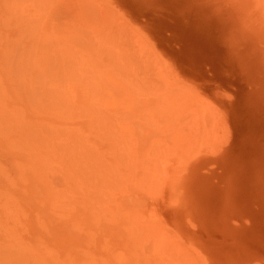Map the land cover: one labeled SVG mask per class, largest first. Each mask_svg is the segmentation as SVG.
<instances>
[{
    "label": "rangeland",
    "instance_id": "obj_1",
    "mask_svg": "<svg viewBox=\"0 0 264 264\" xmlns=\"http://www.w3.org/2000/svg\"><path fill=\"white\" fill-rule=\"evenodd\" d=\"M7 1L8 3L10 2V0H6L4 2L3 0H0V16H3V17H0V20L2 18L0 22V82L2 85V86L0 85L1 87L0 99L3 98L1 97V95L3 96L4 93L6 94V97L8 98L7 99L5 97L3 98V100H0V125L2 124L3 126V127L2 126L0 127H2L3 129L11 128L10 130L12 131L10 132V130L8 131L5 129L4 130L5 132H4L2 128L0 129L1 131H3V132L0 131V224L2 225V227L1 225L0 227L3 228V229L0 228V264H4V263L5 264H20V263L21 264L23 263L37 264L39 263V261L41 264H56V263L57 264H162V263L163 264H208L207 262L210 263L211 261H215V260L225 262L228 264H264V20H262L264 19V2L263 3L258 2L261 0H107V2L106 0H102L104 3H106V4H103L100 1L104 6L105 5L107 6L108 4L109 6L114 7L113 9L117 8L119 11L117 9L115 10L116 15L118 14L119 16L122 15V18L125 15L127 16V17L125 16L126 18L124 17L123 21H121L122 20L121 17L118 16L119 17V20H118L117 16H115V13L112 14V9H111V13L106 12L105 9L103 8L100 9L101 8L100 6L102 4L100 6L98 5V7H100L98 9L96 7L98 1H95L96 5L94 6V3H93L94 1L92 3H89L92 0L91 1L89 0V2H87V0L86 1L76 0V2L75 1L72 2V0H44V1L29 0L27 1V3H24L21 1L22 3H24V6H21L23 4L18 5L20 3L19 0H14L15 3H13V1L11 0L14 7H17L14 17L15 18L18 17L16 15L17 13L21 14V16L23 14L22 18L24 19V21H27V17H28L29 18L28 21L32 25L28 24V21L27 23L22 21L23 23L21 22V24L23 25L28 24L27 26L30 25V27H33L34 24H37L39 25V27L43 29V31L45 32L44 34L41 28L39 29L36 28L38 27L36 25H34V27L37 29L36 32H35L34 27L29 29L26 25L23 28L26 30H23L21 28V30H23L24 32L16 30V28H13L15 21H12V19L14 20L16 19L13 17V14H14L13 11H11L12 13L10 14H9V11H6L8 10V7H9L8 5L11 4V3L9 4L7 3L8 4L7 5L6 4ZM44 2L46 3L44 4ZM41 3L44 4V6L47 4L46 6L47 7L49 6V8L45 6V10H44L43 9L44 6ZM79 5L82 6L81 7L82 9L79 8ZM109 6H107L106 8H108ZM22 7H23V10H22ZM40 7H42V10H40ZM80 10H83V11H80ZM1 11H2V14L4 13L5 15L8 14L6 16L9 17L11 20L9 18H6V20H4L6 16L2 15ZM49 11H52V12H49ZM81 12L82 13L84 12L83 13L84 15L81 14ZM249 12H252V13H249ZM24 13H25V16H24ZM43 13H45L44 21H42L44 19L42 17ZM78 13L81 14L82 16H80ZM85 13L86 14L89 13L91 15L93 14L92 17L95 19V21L98 20V22H96L97 24L95 23L96 24L95 25L94 24L95 21L93 20L89 22V19H92V18L90 17V15H86ZM70 14L72 15L74 14L75 16L74 15L72 16ZM10 15L12 16V18ZM40 15L42 19H40ZM21 16H19L18 18H21ZM83 16H85V18ZM65 17H67L68 20ZM81 17H83V20L85 21L87 20V22L83 20L80 21ZM38 19H40L43 23H46V24H43ZM104 19H107L106 21H108L110 25L107 24ZM126 19H128L127 21H130L131 24L130 22L128 23L125 22ZM72 20L76 24L72 22ZM4 21L7 22V24ZM38 21L41 22L42 26H40V22L38 23ZM105 23L107 26L108 25L109 26L107 27ZM126 23L129 24L128 26L132 30L127 27H126L127 29L123 27L124 26L123 24H126ZM21 24H20V27L21 26L23 27V25ZM73 24L77 25L78 28L75 26L77 28V32L75 30L76 28L74 29L75 31L73 30ZM89 24L90 25L93 24V25L90 26ZM132 24H133V27L131 26ZM8 25L9 26L12 25V28H9ZM103 25L105 27H102ZM135 25H138L139 27ZM242 25L245 28H243ZM54 26H57V27L55 28ZM100 26H101V29H100ZM134 26L137 29L140 28L142 30L141 31L139 29L142 32V33L139 32V36H141L140 34H142L143 36L146 34L147 37H145V40H144V42L147 43L146 45H150L149 42L151 41L153 45H150V46L153 48H151L150 50H152V52L157 50L155 52L157 53L160 52L159 54H162L163 55L162 57L165 60L164 59L157 60L156 58H153L151 55L155 56V54L157 53L151 54L149 48H147L148 46L146 47V45H144V48L142 47L143 50L142 48L140 49L138 48L141 46L138 43H140V41H143V39L140 40L139 42L135 40V38H137V35H138L137 31L139 30H137ZM109 27L111 30L109 29ZM105 28L107 30H105ZM115 28L118 30V32L115 31L116 30ZM118 28L119 29L124 28L123 30L125 32L123 30L122 31L119 30ZM78 29L79 30L86 29V30L84 32L82 30L78 31ZM112 29H115V30L112 31ZM96 30L97 32L94 33V31ZM99 30H101L102 32L101 31L99 32ZM39 31H42L43 34L40 33ZM59 31L61 32L59 33ZM107 31L109 34H107ZM119 31H121V33H125L126 36H122L125 34L119 35L121 34L119 33ZM133 31L136 33V34L134 33L136 37L132 36ZM28 32H30L29 35H28ZM32 32H34L33 36H35L34 41L37 42L38 40L37 44L39 46H41L40 42L44 40V48L46 51L41 50V47H39L37 44H35L37 46V48L36 46L35 48L36 49L39 48V50L35 51L33 44H31L34 42L33 36L31 35ZM111 32H113V36ZM116 33H118L116 37L118 36H122V37L120 38L118 37L119 40L118 38L115 37L116 38L115 40H118V42L115 41L117 42L114 46L115 48H112L111 46L112 44L109 45V43L111 42L114 43L112 39L114 38L115 36L114 34ZM18 34H20V36H18ZM21 34L22 35L25 34L26 36L23 35L22 37ZM35 34H37V37ZM6 36L8 39L9 37L11 39L12 37H14L13 40H15V37H18V40L21 39L19 37H22V40H20L22 44L25 42L28 45L31 44L33 47L32 50L34 51V53L36 52L37 54L34 55V53L31 54L30 52H28L30 50L25 47V46L28 47L26 43H25L26 45L21 46V49H22L21 50L19 48L21 43L19 41L18 43H16L17 41L15 40L16 42L13 41L12 43V40L11 39L8 40ZM130 36L135 37V38L131 40L132 37L130 38ZM29 37H32V39ZM2 38H6L7 41L5 39L4 41H2ZM82 38L84 41L82 40ZM148 38L150 39L149 41H148ZM94 39H96V42H98L100 45H95ZM120 39L123 41H121ZM60 40L61 42L59 43ZM104 40L109 42L107 44L108 47H106L105 45L106 43L104 42ZM63 42H65L64 45L67 44L66 47L64 45L60 47V45L63 44ZM136 43H137V46H134L136 45ZM14 44L19 45V46L18 45L16 46L20 49L21 53L23 51V54L19 53L20 51L16 52L17 54L14 52H12L13 54H9L11 53L10 51H12L11 46ZM16 46H15L16 48L15 51L18 50ZM50 46L53 48H51ZM127 46H129L130 48ZM23 47L24 49L26 48L25 50L26 53H24ZM56 47H58L57 51L60 50L59 52L55 51ZM125 47H127L126 48L127 51L126 49H124ZM118 48L120 49V51ZM135 50L136 52L139 51L140 53L138 52L135 54L134 53ZM40 51H42L45 54V56ZM67 51H71V53L70 52L69 53L71 54L72 57L68 56L69 54H67L68 53ZM47 52H48L49 57H51L52 52L54 53L51 59L46 57ZM61 52L63 54H59ZM72 52L76 55V57L72 55L73 54ZM121 52H126V53H123L124 56H129L130 54H132V56L130 55L132 58L130 56L127 58L124 56H120L122 55ZM165 52L168 55L164 54ZM29 53L31 54V56H29L30 55ZM40 53H42L41 55H43L44 57V62H47L49 60L52 61L51 63L52 65L50 64V62H47L48 64L45 65L47 66V68L50 66H55V67H58L61 65L65 66L67 64H69L70 66L72 64V62L70 61H73L75 59V62L73 61V64L78 61H81V60L82 61L79 62V66L77 63L75 65L72 64L74 66L73 69L77 70L78 68L79 69L81 68L80 70H82L83 68L84 70V68L87 67V66L84 67V64H86L85 62L86 60L87 64L90 62V66L92 65L93 68L96 70H94L92 66L90 67L88 65L87 70H86L88 75L86 74V71L85 73L82 72L86 75L80 74L82 75L80 78L82 79L84 77H87V76L88 77L82 79L83 81H81V79L78 78L79 76L78 73H81V71L78 69L79 72L78 73L75 72V74L76 75L78 74V76L76 75L73 76V79L72 77H70L71 78V81H70L68 80L70 79L69 76H72V73L74 75V70L70 68L71 66L69 67V69L72 70L73 72L69 70L71 73L69 74V76L66 75L69 73V71H67L68 68H66L68 65L65 67L61 66L62 68L60 67L61 70L65 69V72H67L66 74L64 72L63 75H61L63 71H61L60 73L59 69H55V67L54 68L51 67L49 69H52V72L54 70V72H57V73L55 75L54 73L48 71V76L50 77H47L46 76L47 73L44 72L45 73L44 76H46L47 78L46 79L44 76H41L43 75V70L45 69V68L43 69V67L45 66H42V64L38 63V58L41 56ZM137 54H139L140 56ZM54 56L57 58L58 56L59 57L63 56L65 59H66L65 56H67V58L69 57V59L71 58L73 60L68 61L69 59L68 60L66 59L68 63L65 62V64L62 63L61 65H59L60 62H62L64 58L62 57V60L58 62L56 61L57 58H55ZM107 56H111V57L107 58ZM77 57L81 60H79ZM102 57L104 59L107 58V60L105 59L103 61ZM114 57H118V60L115 59ZM120 57L126 58L122 60H123V64H126L127 66L121 64V67L124 66L122 69L121 67H119L120 64H118L119 61L120 63H122ZM158 57L162 58L160 55ZM53 58H55L54 61L58 63L57 64L58 66H56V63L52 60ZM100 58L102 60H100ZM130 58H131V62L129 61ZM31 59H34V62H32L33 60L31 61ZM133 59H137L139 61L142 60L144 62L142 61L141 62L144 64H142L141 62L138 63L137 60H133ZM39 60L43 61V59L41 58ZM155 60L157 61V63H154ZM162 60H164V62ZM42 61L41 63H43ZM126 61H129L128 63L130 65H133L134 71L136 70L135 75L133 71V76H136V73L138 71L137 73L138 78L136 82H141L140 84H143L147 81L151 86H146L148 84H143L144 86L140 84L139 85L142 86L143 88H146L147 90L145 89V91H149L150 87L154 88V89H151L152 92L150 91L149 93H146L144 90H141V89L139 90L140 86L136 84L134 80L131 81L130 79H127L129 80L128 82L131 81V83L134 81L132 84L129 83L128 85H130L134 89L135 87L136 88L139 87L138 89H135L136 90L135 91L133 90V88L129 89V86L127 85L129 91L130 90L134 91V92L130 91L133 94L132 95L131 93L126 92L127 87L124 89L123 84L124 83L125 85L127 84L126 79H125L126 81H124V83L121 84L122 86H120V81L116 82V80H120L121 77L123 78V79L121 78V80H124V76L125 78H127L126 74L128 75L129 72H132V71H128V68L129 69L131 68V70H133L132 66L126 63ZM136 61L137 63H135ZM10 62H12V64L17 63V66L16 65L13 66L14 64L11 65ZM160 62H162L161 63L162 67L159 65ZM107 63H108V66H107ZM115 63H117L119 66ZM164 63L168 65L170 64L168 67H172L169 70L170 72L169 74L167 73L168 71L164 73L163 72L164 70H162L163 67L166 68ZM139 64H142V65H139ZM18 65L19 66L22 65V66L18 67ZM76 65L78 66V68L76 67ZM173 65H175L181 70V74H179V76H177V73L175 70H172V69H175V66L173 68ZM137 66L142 67V68H139L141 72L137 70L138 69ZM158 66H160V68L156 69V67ZM183 66L188 67V68H184ZM116 67H118L119 69L118 68L116 69ZM144 67L147 70V72L144 69ZM26 68L27 70H29L28 73L30 74L26 73L25 75V70L23 69H26ZM89 69L93 70L94 71L93 74H96L99 77L98 78L95 75L96 78L99 80V82L98 81L95 82L94 80L95 78L92 79L93 74L90 75V73L88 72ZM107 69L109 70V72ZM8 70H11V71L9 72ZM110 70H113L112 74L110 73L111 72ZM115 70H117L116 71L117 73L114 72ZM159 71L163 72L165 77L168 74V76L165 78L166 80L167 79H172V80L179 79L178 83L177 81L175 82L174 80H173V83L179 84L181 82L180 83L181 85L175 86L174 84H170L174 88L176 87L175 88L176 90H175V89H171L172 88L171 86V88L169 89L170 91L173 90L172 92L174 91L176 92L178 90L176 93H174L175 95L172 94L170 96L169 94L171 92L169 93L168 92L169 90H167L168 88L167 85L169 86L168 83H171L172 81L169 82V80L166 81L164 80V78H161L160 74L162 77H164V75ZM178 71L179 70L177 69V72ZM12 72L14 75L12 74ZM19 72L21 73V75L19 74ZM7 73H10V75ZM49 73L52 74V76ZM115 73H116V76H120V75L122 76L118 79V77L114 76ZM139 73L140 75H138ZM154 73L155 75L159 76V79L162 80V81L157 80L158 77L156 76V80L162 83L164 90L161 89L162 87L160 86V82L159 84H157L158 82L155 81V79H151V80L149 79L150 77L154 78V75H153ZM183 73L186 74L187 76L184 75ZM130 74L131 73H129V78H131ZM148 74L150 75L149 78L145 76ZM53 75L57 77L55 78L53 77ZM66 76L68 78L67 79L68 83L64 81V79H66L64 77ZM113 76L116 78L114 79ZM172 76H174V78H171ZM74 77H75V80L77 77L78 78L77 81L79 82L74 81ZM90 77L91 79L88 80V78ZM136 77L133 79L136 80ZM14 78H16V80ZM112 78L115 81H113ZM139 78L143 79V81L144 80L146 81L142 82V80H140ZM12 79L15 81H13ZM33 79L36 80L37 83H39L38 86H40L39 88L38 87L36 88L37 90L34 89L35 93L36 91L40 92L41 87H44L45 89H42V91L45 92L46 90L47 91L49 90V91H53V93H55L56 96L60 95L59 97H56L54 96L55 95L54 94L53 97L52 96L49 97L50 94H53L52 92L46 91V93L49 96L47 94L43 95L40 92V94L43 95L44 97L47 95L46 97L48 98H46V101L50 102V100L53 99L52 101L53 104L51 102L52 105H56V103L57 102L59 103L60 100L61 101L66 100V99L70 100V98L75 94V96H73L74 98L72 97L74 99L73 102L76 100L77 103L79 104V101H80V104L82 103L84 105V106L82 105L83 107H81L84 109L80 110L82 111L81 113L83 115L82 114L78 115L80 114L79 113L80 111L77 108L78 106L77 107L75 106L76 105L75 103H74L75 105L69 104V101L67 102L66 100V102L68 103L66 111L69 114V116H67L69 120H67L68 118L58 117V115L61 114L59 113L60 108L59 109L57 108V110H59L58 111L59 114L56 115L55 113V115L59 119L58 118L53 119L54 118L53 112H56V111H52L53 116L51 118L50 115L48 114L50 112L46 114L47 111H45L46 108L47 109L49 108L50 110H52L51 108H53L51 104H49L51 105V108L48 107L49 102L46 104L44 103L45 105H43V103L41 104L39 103L41 106L36 105L40 101V97L36 98L37 93L35 94V96L33 95L34 90L31 88H33L34 86H37V83L34 82ZM86 79L89 81L87 83H90V81L94 80L91 83L92 85L91 84L88 85L86 83ZM182 79L188 80L187 81L188 84H190L193 87L195 86L194 88L198 91V93L194 89H190L193 87H189L188 85H187L188 86L187 89L185 90H188V89L194 90V92L192 91L194 93V97H196L200 93L199 100L197 97L195 98L198 101L197 100L194 101V98L192 101L191 97L193 96L188 97V95L190 96V94L192 95L193 93L190 90L185 92L184 88H186L185 87L186 85L184 86L185 83H183L184 81ZM27 80H29L30 82ZM59 80H61V84L59 83L60 82ZM20 81L29 82L31 83V86H33L34 84L35 85L33 87H31L29 83L28 85L23 83L24 84L23 85L22 82ZM10 82H14L16 83V85L11 86L13 84H11ZM18 82H20L21 87L17 86ZM62 82L64 84L66 82L65 87L67 89L65 90L67 91L66 94L71 96L70 98L68 95L63 93L65 92L64 91L65 87H63ZM52 83H55V85L56 84L57 85L56 86L53 85L52 87L51 86ZM85 83L91 87V88L86 87V89H91L92 91L86 90L84 87H82V86H86ZM165 83H167V85ZM102 84H104V86ZM134 84L137 85L138 87L135 86ZM61 86L63 87L62 90L60 88ZM154 86H156L157 88L160 87L158 91L161 90L162 93L164 91L166 94L165 95L164 93L161 94V91H160L159 93H156V95H153L154 92L157 91L155 90L156 87ZM179 86L180 88H177ZM2 87H4V89ZM22 87H25V90ZM92 87L93 88L96 87V88L93 89ZM81 88H83V90ZM27 89L28 90L31 89L32 91L31 90L28 91ZM105 89H108V90L106 91ZM19 90L24 91V92L16 93ZM69 90H71L72 93L74 94H71ZM109 90L111 92L113 91L115 96L113 93L109 92ZM181 90L182 92H184V95L187 93L188 95H185L187 96L185 97V101L178 102L179 100L181 101V99L184 98ZM88 91L91 92L90 95H87V93L89 94ZM96 91L97 93H95ZM138 91L143 92V93H139L140 95H138L137 93ZM59 92H62L63 94H59ZM106 92H108L109 94L110 93L113 94L110 97H111V100H112V97L115 98V100H113V103H115L116 105L115 104L114 106L110 105L111 100H108V98L110 97ZM92 93H94L96 96L94 94L92 96L91 95ZM105 93L107 95H105ZM22 94H25V95H22ZM99 94H101L100 96H102L103 100L105 99V102H104L106 104L104 105L105 107L102 104L103 100L99 98L100 97ZM124 94H131V95H128L127 97V96H124ZM141 94H144L145 96L147 95L149 98L144 97V95H142L143 97H139L141 96ZM167 94L169 97L167 96ZM26 95L27 97L30 95V97L27 98ZM63 95H66V96H63ZM201 95L207 98L208 100L205 99L204 97H203L204 99H200L202 97ZM62 96L63 98L65 97V99H61ZM118 96H120L121 99L118 98ZM156 96H159V99L161 97L160 100L162 103L163 101H167L166 105H168L169 101H170L169 103H172V101L169 99H173L174 103L177 102V105H174V103H172V105L170 104L169 107L171 108L172 106L171 108L172 110L169 107H166L167 110L169 108L168 113L170 115L166 112L164 113L167 116L163 115L164 113L161 110H156V111L153 110V109H158L156 106L158 105L157 102L159 99ZM44 97H42L43 100H45ZM54 97L56 99H54ZM166 97H168L169 99L167 100ZM26 98L29 100L30 104H34V107L33 105H30L28 101H26ZM57 98L60 100H58ZM129 98L132 103L130 105L126 104L127 102L125 101L126 99L129 103L130 102L128 100ZM56 100L58 101L56 102ZM90 100H93V101H90ZM121 100H122V103H120ZM99 101L101 102L102 106ZM107 101H110V102H107ZM191 101L193 103H191ZM196 101L199 103H197ZM207 101H209V103ZM207 103L209 105H207ZM210 103H211V106L214 104L212 107L216 109L210 110L211 109ZM64 104L66 106V103ZM64 104L62 103V105ZM183 104L184 106H182ZM205 104L208 106L207 107L208 109H205L206 108ZM19 105L20 107L18 108ZM173 105L175 107L178 106L179 109L173 108L174 107ZM43 106L45 107V109H43ZM65 106H62L64 108H61V109L65 110L66 108ZM89 106L91 107L92 111L96 108L97 111H95L96 109L94 111L98 113H99V110L103 111V108H104L105 111L107 110L108 112L109 111L114 112L115 114L107 113V115L105 114L106 116L103 115L105 116V118L103 117L102 119V117L100 116L102 113H99V115L98 113H95V112L93 113L92 111H90L91 109H89ZM160 106L163 107L165 106V104L163 106L161 104ZM16 107H17V110H16ZM55 107H58V105H56ZM59 107H61V105H59ZM196 107L199 108L197 109L200 115L197 114L198 112H197ZM4 108H6V110L5 112L1 114ZM145 108L147 111L145 112L144 110V113H145L144 115L142 113L143 112L142 109H145ZM149 108L150 109L153 108L152 109L153 113L148 112L150 111ZM189 108L191 109L190 111H189ZM201 108L203 111L201 110V113H200L199 110ZM174 109L177 110V112H175V115L172 114L175 111ZM217 109H219L221 114L220 112L219 113L217 112ZM178 110H181V112L188 111L186 112L188 114L189 112L192 111L190 114L191 117H188L190 115L188 114L186 115V113L184 114V112L183 113L178 112ZM66 111H63L64 114ZM134 111H137V113L138 114L140 113L141 116L143 117L138 118L140 114L138 115L135 112L136 115L133 113L135 116L133 115L132 119H129L126 114L130 116L132 113L130 114L128 112H134ZM193 111L196 112L198 117L192 116V114L194 115ZM209 111L212 113H210ZM214 111H216L215 112L217 113L216 115H214L215 114ZM7 112L9 113L8 114L9 116L7 115ZM12 112H14V115ZM87 112L88 113L91 112V113L88 114ZM149 113L153 115L152 117L154 119L156 117L155 120L157 121L153 120L154 121L153 122L152 118H150V120L146 118L148 117L147 115H150ZM178 113L183 114L185 116L181 115V117L183 118H180L178 117L180 115ZM21 114H23V119L21 118L22 116ZM201 114L204 116H202ZM219 114L220 116H218ZM12 115L14 117H11ZM38 115L41 117H38ZM47 115L50 118L49 117L47 118ZM176 115H177L178 121L175 119ZM211 115L214 116V118H212ZM78 116L81 118H79ZM110 116H113V118L112 117L110 118ZM173 116H175V118H172ZM7 117H9L10 123H5V122H8V120L6 121V119H8ZM165 117H168V118H165ZM216 117H220L221 120L219 118L215 119ZM119 118H121L122 120ZM187 118H188V121H186ZM192 118L194 121L192 120ZM13 119L15 120V122H11V120L14 121ZM109 119L110 120L113 119L111 120L112 121L111 123H109L110 121H106ZM124 119H128L130 122L128 121L129 122L128 123L126 122L127 120H124ZM143 119H147V120L143 121ZM166 119H170V120H166ZM190 119L192 120V122H195L192 124L195 125L196 127L190 124L191 123ZM123 120L125 122H123ZM171 120L176 121L175 123L177 122L182 123L186 121L185 122L186 125H184L185 123H182V124L178 123L177 125H175L174 123L173 124L174 126L171 127L172 126ZM166 121L169 125L165 123ZM212 121L215 122V124H213ZM220 121L221 123L223 122L229 125L230 132H229L227 142H225L226 140L223 137H220V136H223L222 129L224 128L222 127L223 123L220 124ZM103 122H105L107 125H110L107 127V130L110 127V131H112L113 133L112 134L113 137L112 136L110 137L112 138L113 141L110 138L109 139L112 141V144L114 143L113 153L115 151L114 154H116V158L123 157L124 159L127 153H125L126 151L120 152V150H129L130 148L133 147L131 151L132 152L134 151V153L137 152V154L136 153L134 154L135 160H137L136 155L137 156L139 155L138 159L140 160L141 159L140 154L138 153H141L139 148H142V149H145L146 154H147V151L149 152V154H147L148 155L147 157L150 156L151 152L155 153L157 151L155 154H152L154 155V157L151 156L150 160L154 159L153 161L156 160L158 161L159 164L156 161H155L156 162L155 164L154 162L151 161L149 164H145V165L140 164V163L139 164L138 163L127 164L126 162L125 164L114 163L111 165L110 162H107L110 160V157L107 154L109 153V151H104V149L110 150L111 145H107L109 143L106 141H103L104 137L107 139L109 137L108 135L102 134V132L106 133V130L103 129V128L106 129V126H105L106 124H104V127H103L102 126ZM149 122H152V123L150 124ZM157 122L159 123V125H161L160 128H162L164 132L161 131L159 127L154 128L153 124H157ZM123 123H127L126 125L131 124L132 125L131 128L134 127L133 128L134 131H132L134 132L133 133L134 135L131 134V131L129 130V128ZM188 123L190 124V126H188L189 125ZM15 124L17 126H15ZM52 124H55L56 125L55 127H58L57 129L55 128V131H53L54 128L52 129ZM20 125L21 127H19ZM37 125L42 127L44 132L49 130L48 132L50 133L51 131H53L54 134L52 133L50 134L54 135L53 136L55 137L54 142L57 141L56 143H59V145L56 144L58 145L56 147H59L57 149H59L61 153L64 152L63 154H61L60 152L57 153L58 154L57 156L59 157V159L57 156L53 155L56 150L54 152H51L50 154L49 151L54 150L51 144L49 143L48 146L46 145L47 143L45 139L46 138L48 139L50 137V136L47 137L49 135L48 132L43 133V130L39 128ZM66 125L68 127H71V130H70L71 132L69 131L68 128L67 129L69 132L67 130H64ZM124 125L128 128L130 133L126 131L125 129L126 127H123L124 129L121 128ZM152 125L153 127H151ZM4 126L6 127L4 128ZM13 126L15 127L17 131L14 132ZM99 126L103 127L102 128L103 130L99 128ZM180 126H183V128H187V129L191 128V130L193 128V131L188 129L187 130L188 132H187L186 130L183 131L184 129L182 130L181 128L179 132L177 131L179 129H176V127L178 128ZM25 128L26 130H30V131H26ZM194 128L196 129V131ZM200 129H203L204 131L203 130L201 131ZM226 129L228 131V126ZM226 129L225 130L223 129L224 132L226 131ZM20 130H21L20 134H22V137L18 133L20 132ZM41 131L43 134L41 133ZM65 131H67L68 134L69 133L71 134L66 136L67 133ZM181 131L183 133H181ZM207 131L210 133H208ZM6 132L9 135L6 134ZM28 132L30 134H28ZM97 132L101 134L102 136L101 135L99 136ZM124 132H127L126 133L127 135H124L125 134ZM178 133H181V135ZM199 133H200V136H199ZM216 133H222V135L219 134L217 136H219V138H223L225 141L222 139H217L216 141L213 140L214 142L212 143L211 140L214 138H217V137H214L216 136L215 135ZM27 134L30 136H28ZM249 134H251V136ZM45 135L46 137L44 139ZM94 135H96L97 138ZM19 136L23 139V140L22 139L19 140V141H23L21 145H19L20 142H18V139H17ZM26 136L29 138L24 139ZM99 137L102 138V141L104 143L102 144L100 143L101 139ZM247 137L249 139L251 138L250 141H246L248 140ZM69 138L77 142L76 147L74 146V144H72L71 140L69 141ZM160 138H162V140ZM168 138L170 139L169 141H168ZM178 138H182V140H186V141H183V143H181L182 140ZM187 138L188 139L190 138L189 140H191L192 138L194 145ZM202 138L205 139V141L207 140L206 142L204 141L206 143L205 145L203 141L201 140ZM242 138H245V140ZM84 139H86L87 141ZM129 139L130 141L131 140L133 141V142L131 141L133 144H130ZM155 139L156 140L159 139V140L156 142H153ZM43 140L46 144L43 143ZM51 140L53 142V139ZM218 140H220L221 142ZM229 140H230V143H228ZM126 141H128V144H129L128 147L126 146ZM159 141L161 142L159 143ZM199 141H200V144L202 143L200 146H199ZM222 141L225 144H222ZM70 142L72 145L70 144ZM176 142L179 143V147H178L179 149L177 150L173 148L176 146ZM238 142L240 144H238ZM116 144L117 146H115ZM151 144L152 146L149 147ZM168 144H169V147L167 146ZM134 145H136V148H134L135 147ZM89 146L91 147L89 148ZM184 146L185 147L187 146L186 148L188 149L186 150ZM51 147H52V150H49L48 148L51 149ZM71 147L75 149L73 150L71 149ZM115 147H117V149ZM146 147H149L150 151ZM209 147H213V148L209 149ZM215 147H220L222 152L220 149L218 150L214 149ZM169 148H172V149H169ZM248 148H251V149H248ZM87 149L89 150L90 154H92V156L86 155L85 152L88 151ZM212 149H214L213 151V153L215 152L214 155L210 153L212 152ZM25 151L29 153H26ZM171 151L174 154V156H172ZM185 151H189L192 153H189V152L182 153ZM206 151L209 154V155L207 154V156L206 154L203 153ZM168 152H169V155L171 154L172 156V157L170 156L167 157V158H170L169 163L167 162L168 159L166 158V156H168ZM197 153L199 155H197ZM161 154L162 156L160 157ZM192 154L195 155L196 157L195 156L192 157L193 156ZM43 155L45 158L43 157ZM180 155L181 157L184 156L182 158L183 160H181ZM204 156H206L205 159H204ZM87 157H89L90 159ZM128 157L132 158V155H130L129 153V156L127 155L125 160H129ZM155 157L157 158L159 157V159H156ZM162 157H164V159ZM188 157L189 158L192 157L196 161H193L192 158L190 160ZM41 158H43V160ZM95 158H99V160H95ZM159 160H162L164 163H162L161 161L159 162ZM216 160L217 162L215 163ZM186 161L188 162L186 163ZM165 162H167L166 165L168 167L165 166L167 168L164 167ZM189 162L191 163V165H188ZM160 164L163 165L164 167L163 170H166V175L163 174L165 173L163 170H162L163 173L161 172L162 166ZM185 164H187L188 167ZM208 164L211 165V167ZM150 165H152V167ZM154 165L158 167V168L155 167V169L159 171V172L157 171L158 173L157 172L155 173V169L153 168ZM159 165L161 166V168L159 167ZM202 166H204V168H202ZM114 167H117V169H115L117 173L116 175L114 174L115 172H113ZM170 167L171 168L173 167L172 169L173 171L170 170L171 169ZM182 167H184V169H182ZM104 168L105 169L107 168L109 171L104 170ZM178 168H181L180 169L181 171ZM111 169H113L112 170L113 173L111 172ZM188 169H192V170H188ZM199 169L200 171L201 169H203L205 170V172L203 170L199 172ZM100 170L102 172L105 171L106 173L105 172L101 173ZM184 170H186L187 174ZM179 171L182 174H179L180 173ZM208 171L210 172V174ZM160 172L162 173L163 176H166L162 178L163 180L162 183H160L161 181L159 180L162 177ZM51 174L53 176H51ZM101 174H103L102 177L99 176ZM154 174L156 175L153 176ZM157 175L158 176L160 175L161 177L160 176L157 177ZM183 176L186 178H182ZM153 177L156 178V179L154 178L155 179L154 181H152ZM190 177L192 178L193 181L190 179ZM135 179H138L137 181L139 183L141 182L142 184L137 183ZM203 179H206L208 183ZM131 180L133 183L134 182L135 183L134 184L132 182L129 183ZM194 181L197 185L194 184L193 186L194 188H193L190 185H192ZM197 181L200 183L198 184ZM110 182L113 184H110ZM154 182H156V184H154ZM201 182L208 184V186H206L205 184L204 185L201 184ZM30 184H33L35 187L30 189V186H29ZM138 184L143 187L140 186L141 189L140 188L137 189ZM157 184H160V185H157ZM123 185L125 187H123ZM150 185H152L153 187L152 189ZM183 185L185 186L183 187ZM126 186H127L128 191L125 189ZM154 186H158V188L157 187L155 188ZM68 188H70V191ZM142 188H145V190H149V191L154 190V192L152 193V195H150L149 193H147V191L146 192L145 190L143 191ZM202 188L205 191L202 190ZM249 188H251L252 191ZM198 189L200 190L199 192H198ZM193 190L197 191V193L201 192L200 194L202 195V198L200 194L197 195L196 193L193 192ZM62 191H64L66 194ZM105 191H108V193H106ZM67 194L70 196L69 199H67L68 196L64 197ZM107 194H109V196ZM192 194L196 195L197 198L193 197L194 195ZM190 197H193V198L191 199ZM186 205L190 208L186 207ZM167 206L169 207L168 209H166ZM110 208L116 214H111L112 212ZM10 209L12 211H10ZM183 209L184 210L186 209V210L184 211ZM11 213H12L13 218L10 215ZM15 214H17V216ZM110 215L112 216V218H114L115 215L116 216L114 219H111ZM137 217L139 220L137 219ZM151 218L154 220L159 219L158 221H161L162 223H164L165 226L158 225V223H153L154 221ZM63 220H65V222ZM182 221H185V222H182ZM147 222L150 224H148ZM18 223L19 224L22 223L23 225L19 226ZM142 223L143 224L146 223V224L142 225ZM151 223L157 224L154 226L155 230L153 229L154 228L153 225H152L153 228L151 227ZM108 224H112L113 227L103 228L104 227L103 225H108ZM131 225H132V228H133V225H136L133 228L134 231H132V228L130 227ZM100 226L102 227L101 234L98 233L99 229L101 228ZM158 226L159 227L161 226V229L165 227L164 229L167 232L163 229L161 231L160 228L159 230L156 229V227L158 228ZM144 227H147V228H144ZM156 230H158L157 233H156ZM129 232H130V235H129ZM134 232L136 235L135 234L132 235V233ZM168 233L171 234L172 240L174 239L173 241L169 238L170 234ZM165 234H166V237L168 235L169 241H166V239L164 238ZM17 235H19L20 237L19 236L17 237ZM134 235L135 237L137 236L136 240H135ZM159 235L163 237H160ZM97 236L100 237V239ZM105 238L107 239V241H105L106 240ZM175 239L177 240L175 241ZM162 240L166 242V245L165 243L163 245ZM135 241H138V242H135ZM179 241L181 244L179 243ZM167 242L169 243V245ZM174 242L179 243L181 246L179 245V247L177 248L173 247ZM4 243H6L7 245ZM22 243H24L25 245H22ZM11 246L12 248L13 246L16 247L17 250L14 248L11 249ZM134 246L136 249L134 248ZM19 248L21 249V251L23 250L22 251L23 253L19 250ZM26 248L27 249L29 248V249L27 250ZM141 248H144V249H141ZM178 248L182 250H179ZM162 249L163 250L170 249L169 253H172L175 250L176 251L179 250V251H177L178 252L177 256L175 255L176 252L174 254L172 253L171 254L172 258H171L170 254L167 253V251L165 252L161 251ZM146 250H148L150 254L147 253ZM152 253H155V254H152ZM117 254L120 255L119 257H121L120 259L122 261H119ZM27 255L28 256L32 255V256L28 257ZM37 255L39 257H37ZM121 255L123 257L125 256V258L122 259ZM23 256H25L26 259L27 258L28 259L26 260L25 257L23 258ZM152 256L154 260H151ZM176 257H179V258H176ZM20 258H23V259H20ZM146 258H147V261L149 260L148 262H145ZM18 259H19V263H18Z\"/></svg>",
    "mask_w": 264,
    "mask_h": 264
},
{
    "label": "bare ground",
    "instance_id": "obj_2",
    "mask_svg": "<svg viewBox=\"0 0 264 264\" xmlns=\"http://www.w3.org/2000/svg\"><path fill=\"white\" fill-rule=\"evenodd\" d=\"M4 1H6V0H3V2H4ZM12 1H13V3H15L14 0H12ZM21 1L24 2V3H27V1H29V0H19L20 3H19L18 5L23 4V5H21V6H24V3H22ZM42 1H44V0H42ZM42 1H41V2H42ZM74 1L76 2V0H72V2H74ZM85 1H86V0H85ZM90 1H91V0H90ZM93 1H94V2H93ZM95 1H98L97 6H96L98 9L101 7L100 9L103 8V9L106 10V12H110V13H111V9H112V14L115 13V16H117V19H118V20H119V17H121V19H122L121 21H123L124 17L126 16V15H125V16H123V18H122V15L119 16L118 13H117L118 15H116L115 10H116L117 8L113 9L114 7H111V6H109L108 4H107V6H109V7L106 8L107 6H106V5H105V6L103 5V4H106V3H104L102 0H92L91 2H89V0H87V2H89V3H92V2H93V3H94V6L96 5V2H95ZM100 1H101L103 4H102ZM16 2H18V1H16ZM61 2H62V1H61ZM106 2H107V0H106ZM110 2H111V1H110ZM258 2H262V3H263L264 0H261V1H258ZM7 3H8V1L6 2V4H7ZM9 3H11V4L8 5ZM9 3H8L7 5H8L10 8H9L8 6H6V7H8V10H6V11H9V14L12 13L11 11H13V13H14V14H13V17H14V15H15V13H16V8H17V7H14L13 3L11 2V0H10ZM42 3H43V2H42ZM42 3H41V4H42ZM45 3H46V2H44V4H45ZM16 4H17V3H16ZM44 4H42V5L44 6ZM49 4H50V3H49ZM101 4H102V5H101ZM109 4H110V3H109ZM257 4H258V3H257ZM18 5H17V6H18ZM42 5H41V6H42ZM46 5H47V4H46ZM46 5H45V6H46ZM50 5H51V4H50ZM98 5H99V6L101 5V6L98 7ZM252 5H253V3H252ZM21 6H20V7H21ZM45 6H44V8H43L44 10H45ZM46 7H47V6H46ZM81 7H82V6L79 5V8H80V9H82ZM104 7H105V8H104ZM47 8H49V6H48ZM50 8H51V6H50ZM5 9H7V8H5ZM19 9H21V8H19ZM19 9H18V10H19ZM22 10H23V7H22ZM40 10H42V7H40ZM55 10H57V9H55ZM87 10H88V9H87ZM87 10H86V11H87ZM105 10H103V11H105ZM108 10H109V11H108ZM113 10H114V11H113ZM117 10H118V9H117ZM52 11H53V10H52ZM52 11H49V12H52ZM80 11H83V10H80ZM118 11H119V10H118ZM19 12H20V11H19ZM87 12H88V11H87ZM89 12H90V11H89ZM40 13H42V12H40ZM40 13H39V14H40ZM83 13H84V12H83ZM83 13L81 12V14H83ZM119 13H120V12H119ZM249 13H252V12H249ZM1 14H2V11H1ZM44 14H45V13H43V16H42L43 18H44ZM78 14H79V13H78ZM81 14H79V15L82 16ZM85 14H86V13H85ZM121 14H122V13H121ZM2 15L6 16V15H8V14L5 15V13H4V14H2ZM16 15H17L18 17L21 16V14H18V13H17ZM70 15H72V14H70ZM73 15H74V14H73ZM73 15H72V16H73ZM83 15H84V14H83ZM86 15H90V17L92 18V19H89V22H90L91 20L95 21V19L92 17L93 14L91 15V14L88 13V14H86ZM103 15H104V14H103ZM103 15H102V16H103ZM10 16H11V15H10ZM22 16H23V14H22ZM22 16H21V18H22ZM24 16H25V13H24ZM26 16H27V15H26ZM74 16H75V15H74ZM115 16H114V17H115ZM118 16H119V17H118ZM0 17H3V16H0ZM18 17H16V18L14 17L16 20L12 19V21H15V22H14V26H15V27L13 26V28H16V30H19V31L26 30V29H23L24 26H25L26 24L23 25V24H21V22L23 21V22H26V23H27V21H28L29 18L27 17V21H24L23 18L21 19V18H18ZM42 17H41V15H40V19H42ZM45 17H46V16H45ZM47 17H48V16H47ZM68 17H69V15H68ZM78 17H79V16H78ZM83 17L85 18V16H83ZM83 17H81L80 21L83 20ZM95 17H96V16H95ZM99 17H100V16H99ZM126 17H127V16H126ZM126 17H125V18H126ZM246 17H247V16H246ZM248 17H249V16H248ZM6 18H9V17L6 16V17L4 18V20H6ZM11 18H12V16H11ZM38 18H39V17H38ZM50 18H51V17H50ZM65 18H67V17H65ZM101 18H102V17H101ZM103 18H104V17H103ZM9 19H10V18H9ZM40 19H38V20H40ZM74 19H75V18H74ZM245 19H246V18H245ZM261 19H262V18H261ZM1 20H2V18H1ZM1 20H0V22H1ZM10 20H11V19H10ZM44 20H45V18H44L42 21H44ZM67 20H68V18H67ZM99 20H100V19H99ZM102 20H103V19H102ZM104 20L106 21L107 19H104ZM127 20H128V19H126L125 22H127V23L130 22V21H127ZM262 20H264V19H262ZM40 21H41V20H40ZM40 21H38V23H39ZM42 21H41V22H42ZM83 21H85V20H83ZM105 21H104V22H105ZM4 22H5V21H4ZM23 22H22V23H23ZM30 22H32V21H30ZM34 22H35V21H34ZM34 22H33V23H34ZM41 22H40V26H42ZM45 22H46V21H45ZM53 22H54V21H53ZM72 22H74V21L72 20ZM78 22H79V21H78ZM85 22H87V20H86ZM96 22H98V20L95 21L94 24H95ZM99 22H100V21H99ZM109 22H110V21H109ZM125 22H124V23H125ZM5 23L7 24V22H5ZM42 23H43V22H42ZM74 23H75V22H74ZM82 23H84V22H82ZM82 23H80V24H82ZM102 23H103V22H102ZM106 23L110 25V23H108V21H106ZM106 23H105V25H106ZM111 23H112V22H111ZM127 23H126V24H123V25H124L123 27H125V29L129 28V26H128L129 24H127ZM9 24H10V23H9ZM20 24L23 25V27H22V26L20 27ZM28 24H31V23H29V21H28ZM28 24H27V25H28ZM43 24H46V23H43ZM71 24H72V23H71ZM75 24H76V23H75ZM75 24H73V30L77 27V25H75ZM96 24H97V23H96ZM96 24H95V25H96ZM130 24H131V22H130ZM18 25H19V26H18ZM27 25H26V26H27ZM31 25H32V24H31ZM34 25L38 26V27H36L37 29L41 28V27H39V25H37V24H34ZM34 25H33V27H34ZM89 25H90V24H89ZM92 25H93V24H92ZM92 25H90V26H92ZM100 25H102V24H100ZM109 25H108V26H109ZM111 25H112V24H111ZM58 26H59V25H58ZM75 26H76V27H75ZM106 26H107V25H106ZM108 26H107V27H108ZM131 26L133 27V24H132ZM135 26H138V25H135ZM135 26H134V27H135ZM8 27H9V28H12V25H10V26L8 25ZM27 27H28L29 29H30V28H33V27H30V25L27 26ZM54 27L56 28L57 26H54ZM102 27H105V26L103 25ZM113 27H114V25H113ZM118 27H120V26H118ZM126 27H127V28H126ZM138 27H139V26H138ZM242 27L245 28L243 25H242ZM4 28H5V27H4ZM9 28H8V29H9ZM21 28H22L23 30H21ZM34 28H35V27H34ZM36 28H35V32H36V30H37ZM55 28H54V29H55ZM77 28H78V27H77ZM77 28L75 29L76 32H77ZM92 28H93V27H92ZM135 28H136V27H135ZM135 28H134V29H135ZM6 29H7V28H6ZM6 29H5V30H6ZM93 29H94V28H93ZM100 29H101V26H100ZM109 29H110V27H109ZM115 29H116V28H115ZM115 29H112V31L115 30ZM118 29H119V28H118ZM123 29H124V28H123ZM123 29H119V30L122 31ZM129 29H131V28H129ZM136 29H137V28H136ZM139 29H140V28H139ZM139 29H137V30H139ZM41 30L43 31L42 28H41ZM51 30H52V29H51ZM75 30H74V31H75ZM80 30H82V31L85 32L86 29H80ZM80 30L78 29V31H80ZM105 30H107V29L105 28ZM105 30H104V31H105ZM110 30H111V29H110ZM131 30H132V29H131ZM140 30H141V29H140ZM140 30L137 31V32H138L137 38H135L136 35H134V33H135L134 31H133V35H132V36H135V37L130 36V38L132 37L131 40H133V38H135V40H136L137 42H139L140 40L143 39V41H140V43H138L139 45H141L140 47H138L139 49L142 48V47L144 48V45L147 44L146 42H144L145 37H147V36H146V34H145L144 36H143L142 34H140L141 36H139V32L142 33V32H141L142 30H141V31H140ZM6 31H7V30H6ZM28 31H29V30H28ZM42 31H39V32L43 34L44 31H43V32H42ZM55 31H56V30H55ZM100 31H101V30H99V32H100ZM115 31L118 32L117 29H116ZM121 31H119V33H121ZM123 31H124V30H123ZM9 32H10V31H9ZM23 32H24V31H23ZM23 32H21V33H23ZM60 32H61V31H59V33H60ZM76 32H75V33H76ZM96 32H97V30L94 31V33H96ZM101 32H102V31H101ZM124 32H125V31H124ZM128 32H129V31H128ZM143 32H144V31H143ZM11 33H13V32H11ZM18 33H19V32H18ZM78 33H79V32H78ZM81 33H82V32H81ZM111 33H112V36H113V32H111ZM29 34H30V32H28V35H29ZM33 34H34V32H32L31 35L33 36ZM44 34H45V32H44ZM83 34H84V33H83ZM107 34H109L108 31H107ZM122 34H125V33H121V34H119V35H122ZM135 34H136V33H135ZM23 35H25V34H23ZM23 35L21 34L22 37H23ZM35 35H36V37H37V34H35ZM49 35H50V34H49ZM97 35H98V34H97ZM103 35H104V33H103ZM114 35H115V36H114V38L112 39V41H114V43H112V42L109 43L108 41H105V40H104V42L106 43V44H105L106 47H108L107 44L109 43V45L112 44V45H111L112 48H115L114 46H115V44L118 42L119 38L122 37V36H126V34H125V35H122V36H118V37H119V38H118V37H116V36L118 35V33H116V34H114ZM127 35H128V33H127ZM8 36H9V34H8ZM10 36H11V35H10ZM16 36H17V35H16ZM18 36H20V34H18ZM25 36H26V35H25ZM82 36H84V35H82ZM94 36H95V35H94ZM105 36H107V35H105ZM112 36H111V37H112ZM138 36H139V37H138ZM22 37H19V38H21V39H19V40H18V37H15V40H16L17 42H16L15 40H13L14 37H12V39L9 37V39L12 40V43H13V41H15L16 43H18V41H19V42L21 43L20 46H19L18 44H14V45H12V46H11V47H12V48H11L12 51H10L11 53H9V54H13L12 52H14V53L19 52L20 49H21V46H24V45L27 44L26 42H25L26 44H25V43L22 44V42L20 41V40H22ZM45 37H46V35H45ZM48 37H49V36H48ZM95 37H96V36H95ZM102 37H103V36H102ZM115 37L118 38V40H115V39H116ZM6 38H7V36H6ZM6 38H2V41H4V39L7 41L8 38H7V39H6ZM26 38H28V37H26ZM29 38L32 39V37H29ZM40 38H41V36H40ZM49 38H50V37H49ZM53 38H54V37H53ZM103 38H104V37H103ZM9 39H8V40H9ZM34 39H35V36H33V41H34ZM38 39H39V38H38ZM42 39H43V38H42ZM54 39H55V38H54ZM89 39H90V38H89ZM137 39H138V40H137ZM11 40H10V42H11ZM25 40H26V39H25ZM27 40H29V39H27ZM40 40H41V39H40ZM82 40H83V38H82ZM94 40H95V41H94V42H95V45H100L98 42H96V39H94ZM110 40H111V39H110ZM120 40H121V39H120ZM125 40H126V39H125ZM149 40H150V39L148 38V41H149ZM23 41H24V40H23ZM46 41H47V40H46ZM83 41H84V40H83ZM87 41H88V40H87ZM115 41H117V42H115ZM121 41H123V40H121ZM146 41H147V40H146ZM8 42H9V41H8ZM8 42H7V43H8ZM15 42H14V43H15ZM60 42H61V40L59 41V43H60ZM65 42H66V40H65ZM65 42H63V44H61V45L59 44L60 47H62V46L65 44ZM30 43H31V42H30ZM37 43H38V40H37V42L34 41L33 43H31V44H33V47H34L35 51L39 50V48L36 49L37 46H36L35 44H37ZM40 43H41V46H39L38 44H37V45H38L39 47H41V50L46 51L45 48H44V40H42V42H40ZM45 43H47V42H45ZM69 43H70V42H69ZM84 43H86V42H84ZM125 43H126V42H125ZM144 43H145V44H144ZM149 43H150V45H153V44L151 43V41H150ZM31 44H29V45L27 44L28 47H29ZM51 44H53V43H51ZM71 44H73V43H71ZM122 44H123V43H122ZM16 45H18L20 49H19ZM47 45H48V44H47ZM69 45H70V44H69ZM150 45H146V47L148 46L147 48H149V50H150L151 48H153V47H151ZM15 46H16L17 49H18L17 51H15V50H16ZM35 46H36V48H35ZM64 46L66 47L67 44L64 45ZM134 46H137V43H136V45H134ZM149 46H150V47H149ZM7 47H8V46H7ZM25 47H26L27 49L30 50V51H28V50H27V51L30 52L31 54L34 53V51L32 50V48H33L32 45H31L29 48H28L27 46H25ZM50 47H51V46H50ZM127 47H129V46H127ZM127 47H125L124 49H126ZM155 47H156V46H155ZM26 48L24 49V47H23L24 53H26V52H25ZM46 48H48V47H46ZM51 48H53V47H51ZM129 48H130V47H129ZM136 48H137V47H136ZM143 48H142V50H143ZM156 48H157V47H156ZM57 49H58V47H56V50H55V51H56V52H59L60 50L57 51ZM118 49H119V48H118ZM124 49H123V51H124ZM7 50H8V49H7ZM21 50H22V49H21ZM52 50H54V49H52ZM69 50H70V49H69ZM77 50H78V49H77ZM116 50H117V49H116ZM153 50H154V49H153ZM161 50H162V49H161ZM31 51H32V52H31ZM49 51H50V49H49ZM49 51H48V52H49ZM71 51H72V49H71ZM71 51H67V52H68L67 54H69L68 56H70V57H72L71 54H70ZM78 51H79V50H78ZM119 51H120V49H119ZM126 51H127V49H126ZM129 51H130V50H129ZM155 51H157V50H155ZM155 51L152 52V50H150L151 54H152V53H157V52H155ZM158 51H159V50H158ZM38 52H39V51H38ZM40 52H42V51H40ZM48 52L46 53V55H47L46 57L49 58V59H51V57H53V55H54V53H53L54 51L52 52L53 54L51 53V57L48 56ZM69 52H70V53H69ZM79 52H80V51H79ZM133 52H134V51H133ZM138 52H139V51H138ZM138 52H136V50H135L134 53L136 54V53H138ZM143 52H144V51H143ZM145 52H146V51H145ZM19 53H21V51H20ZM19 53H18V54H19ZM30 53H29V54H30ZM42 53H43V52H42ZM42 53H40V55H41ZM49 53H50V52H49ZM72 53H73V52H72ZM116 53H117V52H116ZM123 53H126V52H121L122 55H120V56H124ZM130 53H131V52H130ZM134 53H133V55H134ZM139 53H140V52H139ZM141 53H142V51H141ZM146 53H147V52H146ZM159 53H160V52H159ZM159 53L155 54V56H153V55H151V56H152L153 58H156L157 60H158V59H164V58L162 57L163 55H162V54H159ZM161 53H163V52H161ZM16 54H17V53H16ZM21 54H23V51H22ZM21 54H20V55H21ZM29 54H28V55H29ZM31 54H30L29 56H31ZM36 54H37V53L35 52L34 55H36ZM59 54H63V53L61 52V53H59ZM77 54H78V53H77ZM164 54H166V52H165ZM173 54H174V53H173ZM25 55H26V54H25ZM34 55H33V56H34ZM43 55L45 56L44 53H43ZM43 55H41L39 58L37 57V58H38V63L42 64V66H45L46 64H48L47 62H50V64H51L52 61H50V60L47 61V62H44V57H43ZM65 55H66V54H65ZM72 55H73L74 57H76V55H75L74 53H73ZM83 55H84V54H83ZM128 55H129V54H128ZM130 55L132 56V54H130ZM130 55H129V56H130ZM137 55H139V54H137ZM157 55H158V56L160 55L162 58L158 57ZM166 55H168V54H166ZM2 56H3V55H2ZM55 56H56V55H55ZM55 56H54V57H55ZM129 56H124V57L127 58V57H129ZM131 56H130V57H131ZM139 56H140V55H139ZM156 56H157V57H156ZM35 57H36V56H35ZM60 57H61V58H60ZM60 57H59V56H58V58L55 57V58L59 59V60L56 59V61L60 62V61L62 60V57H63V56H60ZM65 57H66L67 60L69 59V57H68V58H67V56H65ZM80 57H81V56H80ZM108 57H111V56H107V58H108ZM124 57H123V58L120 57L121 62H122V63H120V61L118 62V64H120V66H119L117 63H115V64H117L119 67H121V64H123V60H122V59H126V58H124ZM141 57H142V56H141ZM31 58H33V57H31ZM40 58L43 59V61H42V60H39ZM55 58H53L52 60L54 61ZM63 58H64V57H63ZM77 58H78V57H77ZM77 58H76V59H77ZM107 58H105V59L107 60ZM112 58H113V56H112ZM114 58L118 60V57H114ZM131 58H132V57H131ZM131 58L129 59L130 62H131ZM147 58H148V57H147ZM150 58H151V57H150ZM168 58H169V56H168ZM66 59L64 58V59L62 60V62H60L59 65H61L62 63L65 64V62H67ZM78 59H79V58H78ZM102 59H103V61L105 60L103 57H102ZM102 59L100 58V60H102ZM120 59H119V60H120ZM137 59H139V58H137ZM137 59H133V60H137ZM144 59H145V58H144ZM166 59H167V58H166ZM174 59H175V58H174ZM32 60H33V61H32ZM46 60H48V59H46ZM70 60H73V59L70 58L68 61H70ZM79 60H81V59H79ZM83 60H85V59H83ZM112 60H114V59H112ZM117 60H116V61H117ZM140 60H141V59H140ZM164 60H165V59H164ZM164 60H162V61L164 62ZM171 60H172V59H171ZM31 61L34 62V59H31ZM41 61H42L43 63H41ZM56 61H54V62L56 63V66H58V65H57L58 63H57ZM73 61L75 62V59H74ZM73 61H70V62H72V64H73ZM81 61H82V60H81ZM81 61L76 62V63L78 64V66H79V62H81ZM129 61H126V63H128ZM137 61H138V63H139V62H141L142 60H141V61L137 60ZM137 61H136L135 63H137ZM145 61H146V60H145ZM150 61H151V60H150ZM152 61H153V60H152ZM159 61H160V60H159ZM15 62H16V61H15ZM54 62H53V64H54ZM70 62H69V63H70ZM85 62H86V64H87V61H86V60H85ZM142 62H144V61H142ZM142 62H141V63H142ZM169 62H170V61H169ZM171 62H172V61H171ZM181 62H182V61H181ZM8 63H9V62H8ZM10 63H11V65L14 64V63L12 64V62H10ZM67 63H68V62H67ZM67 63H66V64H67ZM76 63H74L73 65H75ZM109 63H110V62H109ZM154 63H157V61L155 60ZM154 63H153V64H154ZM161 63H162V62H160V64H159L160 66H161ZM165 63H166V62H165ZM165 63H164V64H165ZM167 63H168V62H167ZM172 63H173V62H172ZM177 63H178V62H177ZM70 64H71V63H70ZM72 64L70 65L71 67L69 66V64H67L68 66L65 65V66H67L66 68H68L67 71L70 70L69 67H70L72 70H74V75H73V73H72V76H69V74H71L70 71H72V70H70L68 74H66L67 72H65V69H64V70H63V69L61 70L62 67H65L64 65H63V66L61 65L62 67H61V66H58L59 68H58V67H55V66H50V67L47 68V66H45V67H43V69L45 68V69L47 70V69H49V68H51V67H53V68L55 67V69H59V72H60V73H61V71H63L61 75H63V73L65 72V74H66L67 76H69V78L72 77V79H73V76L76 75L75 72L78 73L79 70H80L81 68L79 69L78 66L76 65V67L79 69V70L77 69V70H78V71H77L76 69H73L74 66H73ZM86 64H84V67H85V66L88 67V65L90 66V62H89L87 65H86ZM105 64H106V63H105ZM128 64H129V63H128ZM142 64H144V63H142ZM142 64H139V65H142ZM164 64H163V66H164ZM179 64H180V63H179ZM179 64H178V65H179ZM15 65L17 66V63H15L13 66H15ZM22 65H23V64H22ZM22 65H21V66H22ZM51 65H52V64H51ZM81 65H83V64H81ZM123 65H126V64H123ZM129 65H130V64H129ZM156 65H158V64H156ZM169 65H170V64H169ZM169 65H168V64H165L167 70H166L165 67H163L164 69L162 68V70H164V71H163L164 73L167 72V71H168V72H167L168 74L170 73L169 70H170V68H172V67H168ZM171 65H172V64H171ZM181 65H183V64H181ZM21 66L18 65V67H21ZM36 66H37V64H36ZM91 66H92V65H91ZM91 66H90V67H91ZM107 66H108V63H107ZM110 66H111V64H110ZM110 66H109V68H110ZM126 66H127V65H126ZM130 66H132V69H133V65H130ZM160 66L156 67V69H157V68H160ZM174 66H175V65H173V68H174ZM7 67H8V65H7ZM7 67H6V68H7ZM60 67H61V68H60ZM76 67H75V68H76ZM87 67H85L84 70H83V68H82V70H80L81 73H78L79 76H78V74H77L76 76H78V78H80V77L82 76V75H80V74L86 75V74H87V71H86V70H87ZM123 67H124V66H123ZM123 67H121V69H122ZM134 67H135V65H134ZM137 67H138V66H137ZM137 67H136V69H137ZM154 67H155V66H154ZM161 67H162V66H161ZM183 67H184V66H183ZM183 67H182V68H183ZM9 68H10V67H9ZM38 68H39V66H38ZM92 68H93V66H92ZM92 68H90V69H92ZM107 68H108V67H107ZM109 68H108V69H109ZM117 68H118V67H116V69H117ZM125 68H126V67H125ZM139 68H142V67H141V66L138 67L137 70H139ZM168 68H169V69H168ZM184 68H188V67H184ZM7 69H8V68H7ZM19 69H21V68H19ZM45 69H44V70H45ZM90 69H89L88 72L90 73V75H92L94 71H93V70H90ZM93 69H94V68H93ZM108 69H107V70H108ZM112 69H113V68H112ZM118 69H119V68H118ZM144 69H145V67H144ZM144 69H143V70H144ZM153 69H154V68H153ZM177 69L179 70L178 72H177ZM11 70H12V69H11ZM11 70H8V71L10 72ZM13 70H14V69H13ZM23 70H25V75H26V73L29 72V70H27V68H26V69H23ZM26 70H27V71H26ZM41 70H42V69H41ZM44 70H43V75H41V76H44L45 73H47L46 76H47V77H50V76H48V71L52 72V69H49V70H47V71H46V70L44 71ZM75 70H76V71H75ZM94 70H96V69H94ZM141 70H142V69H141ZM145 70H146V69H145ZM159 70H161V69H159ZM172 70H175V71H176L177 76H179V74H181V70H180L178 67H176V66H175V69H172ZM14 71H15V70H14ZM14 71H13V72H14ZM85 71H86V74H84ZM110 71H111L110 73L112 74V71H113V70H110ZM116 71H117V70H115L114 72H116ZM120 71H121V70H120ZM128 71H132V72H129V73H131V74H130L131 78H129V73H128V75L126 74V77H127V78H125V76H124V80H121V78H122L121 76H122V75H120V76H116V73H117V72L115 73L114 76L118 77V79L121 77L120 80H116V82L120 81V86H122L121 84H123L124 81H126L127 79H130L131 81L134 80L135 82L137 81V78H138L137 73H138V71H137V73H136V76H137V77H136V76H133V71H134V69L131 70V68H130V69L128 68ZM139 71H140V70H139ZM156 71H157V70H156ZM175 71H174V72H175ZM258 71H259V70H258ZM13 72H12V74H13ZM17 72H18V71H17ZM44 72H45V73H44ZM59 72H58V73H59ZM72 72H73V71H72ZM82 72H84V73H82ZM91 72H92V73H91ZM108 72H109V70H108ZM121 72H122V71H121ZM126 72H127V70H126ZM135 72H136V70L134 71V75H135ZM140 72H141V71H140ZM146 72H147V70H146ZM154 72H155V71H154ZM159 72H161V71H159ZM163 72H161V73L163 74ZM179 72H180V73H179ZM52 73H54V74L56 75L57 72H54V70H53ZM60 73H59V74H60ZM124 73H125V72H124ZM124 73H123V74H124ZM155 73H156V72H155ZM155 73L153 74V75H154V78L150 77V75H149L150 73H149L148 75H145V76H147L148 78L150 77V78H149L150 80H151V79H155V81H157V80H161V79H159V76L155 75ZM7 74L10 75V73H7ZM19 74L21 75L20 72H19ZM22 74H24V73H22ZM28 74H30V73H28ZM49 74H50V73H49ZM141 74H142V73H141ZM168 74H167V76H168ZM183 74H184V73H183ZM13 75H14V74H13ZM50 75L52 76V74H50ZM87 75H88V74H87ZM95 75H96V74H93L92 79L95 78V79H94L95 82H96V81L99 82V80L96 78L97 75H96V76H95ZM138 75H140V73H139ZM163 75H164V74H163ZM184 75H186V74H184ZM16 76H17V75H16ZM18 76H19V75H18ZM46 76H44V77L46 78ZM64 76H65V75H64ZM67 76L64 77V78H66V79H64V81H66V82H67V79H68ZM109 76H110V75H109ZM114 76H113V77H114ZM132 76H133V78L136 77V80L133 79ZM156 76L158 77L157 80H156ZM167 76H166V77H167ZM170 76H171V75H170ZM170 76H169V77H170ZM186 76H187V75H186ZM10 77H12V76H10ZM23 77H24V75H23ZM53 77H55V76L53 75ZM53 77H51V78H53ZM56 77H57V76H56ZM56 77H55V78H56ZM87 77H88V76H87ZM87 77H84V78H87ZM97 77H98V76H97ZM116 77H114V79H115ZM160 77H161V78H164V80H166V79H165V78H166L165 75H164V77H162L161 74H160ZM180 77H181V75H180ZM180 77H178V78H180ZM20 78H21V77H20ZM34 78H35V77H34ZM55 78H54V79H55ZM78 78L76 77V80H75V77H74V81H77ZM84 78H82V79H84ZM98 78H99V77H98ZM141 78H143V77H141ZM171 78H174V76H172ZM178 78H177V79H178ZM14 79L16 80V78H14ZM21 79H22V78H21ZM46 79H47V78H46ZM49 79H50V78H49ZM58 79H59V78H58ZM80 79H81V78H80ZM82 79H81V81H83ZM90 79H91V77L88 78V80H90ZM122 79H123V78H122ZM125 79H126V80H125ZM139 79H140V78H139ZM144 79H146V78H144ZM183 79H184V78H183ZM183 79H182V80H183ZM186 79H187V78H186ZM186 79L183 80V81H184L183 83H185L184 86L186 85V86H185L186 88H184V90L187 89L188 86H189V87H193V86H191L190 84H188V82H187L188 80H186ZM12 80H13V79H12ZM15 80H13V81H15ZM17 80H18V78H17ZM68 80L71 81V78L68 79ZM88 80L86 79V83L89 82ZM94 80H93V81H94ZM100 80H101V78H100ZM112 80H113V78H112ZM140 80H142V82H145V81H146V80L143 81V79H140ZM147 80H148V79H147ZM168 80H169V82H171V81H172V82H171V83H168L169 86L167 85V83H165V84L167 85V87H168L167 90H169V89L171 88L172 85H170V84H174V83H173V80H174V79H173V80H172V79H167L166 81H168ZM27 81H29V80H27ZM33 81L37 83L36 80L33 79ZM59 81H60L59 83L61 84V80H59ZM64 81H63V82H64ZM93 81H90V83H87V84L89 85V84H91ZM113 81H115V80H113ZM128 81H129V80L126 81V83H127L126 85H125V83L123 84L124 89L127 87V88H126V92L131 93V92H134L133 90L139 88L137 85L134 84L135 86L138 87V88L135 87V89H134L133 87H131L130 85H128L129 83H131V81H130V82H128ZM134 81H133V82H134ZM138 81H139V80H138ZM152 81H153V80H152ZM152 81H151V82H152ZM161 81H162V80H161ZM174 81H175V82L177 81V83H178V82H179V79H178V80H174ZM8 82H9V81H8ZM20 82H22V81H20ZM20 82H18V84H17V86H19V87H21V86H20V85H21ZM25 82H26V81H25ZM25 82H22V84L24 83V84L28 85V83H29L30 81H29V82H26V83H25ZM49 82H50V81H49ZM52 82H53V81H52ZM63 82H62V83H63ZM66 82H65V84H66ZM72 82H73V81H72ZM77 82H79V81H77ZM84 82H85V81H84ZM133 82H132V83H133ZM146 82H147V81H146ZM146 82L143 83V84H148V85H146V86H151L148 82H147V83H146ZM153 82H154V81H153ZM157 82H158V81H157ZM159 82H160V81H159ZM159 82H158L157 84H159ZM10 83L13 84V85H11V86L16 85V83H14V82H10ZM10 83H8V84H10ZM55 83H56V82H55ZM55 83H52L51 86L53 87V85H55ZM67 83H68V82H67ZM82 83H83V82H82ZM86 83H85L86 86H82V87H84L85 89H86V87H90V86H88ZM100 83H101V82H100ZM100 83H99V84H100ZM102 83H103V82H102ZM132 83H131V84H132ZM140 83H141V82H136V84H138V85H139ZM155 83H156V82H155ZM177 83H175L174 85H175V86L181 85V84H180L181 82H180L179 84H177ZM189 83H190V82H189ZM24 84H23V85H24ZM38 84H39V83H37V86H34V85H35V84H34V85H33V86L35 87V88H34L33 86H31V83H29V85H30L31 87H33V88H31L30 86H29V87H30L31 89H33V90H34V89L37 90L36 88H37V87H38V88L40 87V86H38ZM50 84H51V83H50ZM65 84H64V83L62 84L63 87L66 86ZM83 84H84V83H83ZM143 84H140V85H143ZM153 84H154V83H153ZM176 84H177V85H176ZM0 85H1V82H0ZM56 85H57V84H56ZM56 85H55V86H56ZM67 85H68V84H67ZM91 85H92V84H91ZM95 85H96V84H95ZM102 85L104 86V84H102ZM127 85L129 86V89H132V88H133V90H130L131 92L129 91ZM134 85H132V86H134ZM140 85H139V86H140ZM155 85H156V84H155ZM163 85H164V83H163ZM187 85H188V86H187ZM1 86H2V85H1ZM42 86H43V85H42ZM59 86H60V85H59ZM74 86H75V85H74ZM99 86H100V85H99ZM143 86H144V85H143ZM158 86H159V85H158ZM160 86L162 87L161 89L164 90L161 82H160ZM25 87H26V86H25ZM25 87H22V88H24V90H25ZM52 87H51V88H52ZM63 87H62V86L60 87L61 90L63 89ZM75 87H76V86H75ZM154 87H156V86H154ZM164 87H165V86H164ZM182 87H183V85H182ZM194 87H195V86H194ZM194 87H193V88H190V89H194L195 91H197ZM2 88L4 89V87H2ZM5 88H6V87H5ZM71 88H72V87H71ZM90 88H91V87H90ZM92 88H93V87H92ZM95 88H96V87H95ZM95 88H93V89H95ZM98 88H99V87H98ZM103 88H104V87H103ZM105 88H106V86H105ZM142 88H143V87L140 86L139 90L141 89V90H144V91H145L146 88H143V89H142ZM175 88H176V87H175ZM175 88L172 86L171 89H175ZM177 88H180V86L177 87ZM17 89H18V88H17ZM31 89H29V90H31ZM42 89H45V88H44V87H41V90H40V89H38V90H40V92H41L43 95L47 94V93H46L47 90L44 92V91H42ZM56 89H58V88H56ZM65 89H67V88H66V87L64 88V91H65V92H63V93L66 94L67 91H66ZM81 89L83 90V88H81ZM85 89H84V90H85ZM127 89H128V90H127ZM149 89H150L149 91H145V92H146V93H149V92L151 91V89H154V88H151V87H150ZM158 89H160V87H159V88H157V87L155 88V90H157V91L154 92L153 95H156V93H159V92L161 91V90L158 91ZM165 89H166V88H165ZM190 89H188V90H190ZM10 90H11V89H10ZM13 90H14V89H13ZM20 90H21V88H20ZM20 90L17 91L16 93H19V92H22V93H23V92H24V91H20ZM27 90H28V89H27ZM29 90H28V91H29ZM35 90L33 91V92H34L33 95L35 96V94L37 93V94H36V98H37V97H40V101H41V102L39 101L38 104H36L37 106L40 105L41 103H43V105H45L46 103L49 102V101H46V98H48V97H46V96H47L48 94L44 97L43 95L40 94L39 91H38V92L36 91V93H35ZM86 90H89V91H90L91 89H86ZM105 90L107 91L108 89H105ZM146 90H147V89H146ZM167 90H166V91H167ZM175 90H176V89H175ZM182 90H183V89H182ZM182 90H181V92H182ZM188 90H185V92L188 91ZM194 90H190V91H191V92H192V91L194 92ZM0 91H1V87H0ZM14 91H15V90H14ZM31 91H32V90H31ZM69 91L71 92V94H74V93H72L71 90H69ZM89 91H88V92H89ZM91 91H92V90H91ZM135 91H136V90H135ZM153 91H154V90H153ZM172 91H173V90H171V91L169 90V91H168L169 93L171 92V93L169 94L170 96H171L172 94L176 93L178 90H177L176 92H175V91L172 92ZM47 92H52V93H53V91H49V90H48ZM109 92H111V91L109 90ZM151 92H152V91H151ZM193 92H192V93H193ZM1 93H2V92H1ZM63 93H62V92H59V94H63ZM90 93H91V92H89V94L87 93V95H90ZM95 93H97V91H96ZM106 93L109 95V97L112 96V95L114 94L113 91L111 92V93H113V94L110 93L111 95H110L108 92H106ZM106 93H105V95H107ZM137 93H138V95H140L139 93H143V92H139V91H138ZM163 93H164V95L166 94L164 91H163ZM163 93H162V91H161V94H163ZM179 93H180V92H179ZM182 93H183L184 98L181 99V101L179 100L178 102H183V101H185V97H187V96H185V95H188V93L185 94V95H184V92H182ZM197 93H198V91H197ZM2 94H3V93H2ZM8 94H9V93H8ZM8 94H7V96H8ZM20 94H21V93H20ZM28 94H29V93H28ZM28 94H27V95H28ZM31 94H32V93H31ZM54 94H55V93L50 94V96H49V95H48V96H49V97H51V96L53 97ZM83 94H84V93H83ZM85 94H86V93H85ZM93 94H94V93H92L91 95L93 96ZM131 94H132V93H131ZM131 94H124V96H127V97H128V95H131ZM135 94H136V92H135ZM199 94H200V93H199ZM199 94H198L197 96H196V94H195V96L198 98V100H199V96H200ZM4 95H5V96H4ZM22 95H25V94H22ZM27 95H26V97H27ZM37 95H38V96H37ZM39 95H41V96H39ZM66 95H68V94H66ZM66 95H63V96H66ZM94 95H95V94H94ZM100 95H101V94H99V96H100ZM116 95H118V94H116ZM132 95H133V94H132ZM142 95H144V94H141V96H139V97H143ZM150 95H152V94H150ZM157 95H158V94H157ZM174 95H175V94H174ZM174 95H173V96H174ZM223 95H224V94H223ZM54 96H56V94H55ZM59 96H60V95H57L56 97H59ZM63 96H62L61 99H65V97L63 98ZM68 96H69V95H68ZM73 96H75V94H74ZM73 96H72V97H73ZM95 96H96V95H95ZM97 96H98V95H97ZM99 96H98V97H99ZM114 96H115V94H114ZM134 96H136V95H134ZM160 96H161V95H160ZM167 96H168V94H167ZM177 96H179V95H177ZM191 96H193V97H191ZM201 96H202V95H201ZM1 97L5 98V97H6V94L4 93L3 96L1 95ZM28 97H30V95H29ZM28 97H27V98H28ZM42 97H44L45 100H43ZM70 97H71V96H69V98H70ZM72 97L70 98V100H67V99H66L67 102L69 101V104H74V103H75L76 105H75V104H74V105H75L76 107L78 106L77 108H78L79 111H80L81 109H84V108H81V107H83L84 105H83L82 103L80 104V101H79V104L77 103L76 100H75L76 102H75V101L73 102V100H74L73 98H74V97H73V98H72ZM88 97H89V96H88ZM137 97H138V96H137ZM144 97L147 98L148 96H147V95H146V96L144 95ZM156 97L159 99V96H156ZM168 97H169V96H168ZM168 97H166L167 100L169 99ZM188 97H191L192 101H193V98H194V101L197 100V99H195L196 97H194V93H193L192 95L190 94V96L188 95ZM203 97H204V96H202L200 99H204V98H205V97H204V98H203ZM3 98H1L0 100H3ZM6 98H7V97H6ZM27 98H26V101H28V103H29V100H28ZM67 98H68V97H67ZM69 98H68V99H69ZM75 98H76V97H75ZM99 98H101V99L103 100L102 96H100ZM118 98H120V96H118ZM148 98H149V97H148ZM172 98H173V97H172ZM7 99H8V98H7ZM12 99H13V98H12ZM17 99H18V98H17ZM30 99H31V98H30ZM54 99H56V98L54 97ZM57 99H58V98H57ZM90 99H91V98H90ZM92 99H93V98H92ZM120 99H121V98H120ZM160 99H161V97H160ZM160 99H159L158 102H157L159 106L156 104V105H157L156 107H157L158 109H153V108L150 109V108H149L150 111H148V112H150V113L152 112V113H153L152 109H153L154 111H156V110H161V111H163V113H164V112H166V113L169 112L168 110H169V108H170V107H169L170 104L172 105V103H174L173 99H169V100L172 101V103H169V102H170V101H169V102H168V105H166V102H167V101H163V103H162ZM205 99H207V98H205ZM49 100H50V99H49ZM58 100H60V99H58ZM58 100H56V102H57ZM66 100H63V101L60 100L59 103L57 102L58 104L56 103V105H58V107H55L56 105H52V104H53V102H52L53 99H52V100H50V102L48 103V107L51 108V105H52V107H53V108H51L52 110H50L49 108H48V109H47V108L45 109L44 106H43V109H45V111H47L46 114H47L48 112H50V113H48V114L50 115L51 118H52V116H53V115H52V111H56V112H53V114H54V118H53V119L58 118V117H61V118H62V117H64V118H68L67 116H69V114H68V112L66 111V110H67V104H68V103L66 102ZM71 100H72V101H71ZM98 100H100V99H98ZM108 100H111V97L108 98ZM113 100H115L114 97H112L111 103H113ZM128 100L130 101V98H129ZM198 100H197V101H198ZM207 100H208V99H207ZM16 101H17V100H16ZM64 101H65V102H64ZM70 101H71V102H70ZM90 101H93V100H90ZM94 101H95V100H94ZM125 101L127 102L126 104H129V105L132 104L131 101H130L129 103H128V101H127L126 99H125ZM159 101H160L161 103H160ZM192 101H191V103H193ZM197 101H196V102H197ZM203 101H204V100H203ZM205 101H206V100H205ZM209 101H210V100H209ZM209 101H207V102L209 103ZM5 102H6V101H5ZM51 102H52V104H51ZM72 102H73V103H72ZM99 102H100V101H99ZM104 102H105V99H104L103 102H102L103 106L106 105ZM107 102H110V101H107ZM114 102H115V101H114ZM132 102H133V101H132ZM164 102H165V103H164ZM24 103H25V102H24ZM39 103H40V104H39ZM44 103H45V104H44ZM54 103H55V102H54ZM60 103H61V104H60ZM62 103H63V104L66 103V106H65V104L62 105ZM91 103H92V102H91ZM111 103H110V105H113V106H114L115 103H113V104H111ZM118 103H119V102H118ZM120 103H122V100H121ZM123 103H124V102H123ZM145 103H146V102H145ZM175 103H176V104H175ZM175 103H174V105H177V102H175ZM197 103H199V102H197ZM208 103H207V105H209ZM29 104H30V103H29ZM49 104H51V105H49ZM92 104H93V103H92ZM100 104H101V102H100ZM102 104H101V106H102ZM107 104H108V103H107ZM133 104H135V103H133ZM161 104H162V106L165 104V106L161 107V106H160ZM30 105H33V107H34V104H30ZM59 105H61V107H59ZM82 105H83V106H82ZM87 105H88V104H87ZM115 105H116V104H115ZM122 105H123V104H122ZM129 105H128V106H129ZM174 105H173V106H174ZM180 105H181V104H180ZM185 105H186V104H185ZM202 105H203V104H202ZM205 105H206V104H205ZM205 105H204V106H205ZM207 105L205 106V107H206L205 109H208V108H207V107H208ZM213 105H214V104H213ZM213 105H212V106H213ZM40 106H41V105H40ZM40 106H39V107H40ZM62 106H65V107H66L65 110L61 109V108H64V107H62ZM79 106H80V107H79ZM85 106H86V105H85ZM91 106H92V105H91ZM182 106H184V104H183ZM186 106H187V105H186ZM204 106H203V107H204ZM210 106H211V103H210ZM212 106H211V109H210V110H212V109H216V108H214V107H212ZM19 107H20V105L18 106V108H19ZM30 107H31V106H30ZM76 107H75V108H76ZM104 107H105V106H104ZM137 107H138V106H137ZM137 107H136V108H137ZM164 107H165V108H164ZM166 107H169L168 110H167ZM203 107H202V108H203ZM31 108H32V107H31ZM37 108H38V107H37ZM41 108H42V107H41ZM57 108H58V109L60 108V109H59V110H60L59 113H61L60 115H58V114H59V113H58L59 110H57ZM77 108H76V109H77ZM93 108H94V107H93ZM99 108H100V107H99ZM126 108H127V107H126ZM142 108H144V107H142ZM154 108H155V107H154ZM159 108H160V109H159ZM163 108H164V109H163ZM171 108H172V106H171ZM171 108H170V109H171ZM173 108H177V109H179L178 106H176V107L174 106ZM182 108H183V107H182ZM197 108H198V107H196V109H197ZM202 108L199 110L200 113H201ZM21 109H22V108H21ZM55 109H56V110H55ZM89 109H91L90 106H89ZM89 109H88V110H89ZM95 109H96V108H95ZM95 109H94V110H95ZM139 109H141V108H139ZM180 109H181V108H180ZM186 109H187V108H186ZM198 109H199V108H198ZM198 109H197V112H198ZM5 110H6V108L3 109V111L1 112V114H2L3 112H5ZM7 110H8V109H7ZM14 110H15V109H14ZM16 110H17V107H16ZM61 110H62V111H61ZM86 110H87V108H86ZM94 110L92 111V109H91L90 111H92L93 113H94L95 111H97V109H96L95 111H94ZM98 110H99V109H98ZM142 110H143L142 113L145 115L144 110H145V112H146V111H147L146 108H145V109H142ZM171 110H172V109H171ZM174 110H175V111H174L173 113L171 112L173 115H175V112H177L176 109H174ZM190 110H191V109L189 108V111H190ZM22 111H23V110H22ZM33 111H34V110H33ZM63 111H66L65 114H64ZM106 111H107V110H106ZM106 111L104 110V108H103V111H102V110H101V111L99 110V113H102V114L100 115V116L102 117V119H103V117L105 118V116L107 115V113H114V112H110V111H109V112H108V111L106 112ZM124 111H125V110H124ZM139 111H140V110H139ZM139 111H138V112H139ZM182 111H183V110H182ZM202 111H203V110H202ZM24 112H25V111H24ZM81 112H82V111H80V112H79L80 114H78V115H81V114H82ZM103 112H104V113H103ZM125 112H126V111H125ZM135 112L137 113V111H134V112H128V113H130V114L132 113V114L130 115L131 117H130L128 114H126V115L128 116L129 119H132V116H133L134 114L136 115ZM140 112H141V111H140ZM178 112H181V110H178ZM183 112H184V111H183ZM183 112H181V113H183ZM186 112H188V111H186ZM186 112H184V114H185ZM191 112H192V111H191ZM191 112H189V114L186 113V115H187V114L190 115ZM209 112H210V111H209ZM215 112H216V111H214V113H215ZM217 112H218V113L220 112L219 109H217ZM12 113H13V115H14V112H12ZM15 113H17V112H15ZM55 113H56V115H58V117L55 115ZM66 113H67L68 115H67ZM87 113H88V112H87ZM90 113H91V112H90ZM90 113H88V114H90ZM95 113H98V112H95ZM99 113H98V115H99ZM133 113H134V114H133ZM150 113H149V114H150ZM193 113H194V115L192 114L193 117H194V116H195V117H198V115H200L199 112L197 113L198 115H197L196 112H194V111H193ZM210 113H212V112H210ZM214 113H213V114H214ZM4 114H6V113H4ZM4 114H3V115H4ZM8 114H9V113L7 112V115H8ZM23 114H24V113H23ZM23 114H21V115H22V116H21L22 119H23ZM88 114H86V115H88ZM105 114H106V115H105ZM114 114H115V113H114ZM137 114H138V113H137ZM139 114H140V113H139ZM139 114H138V115H139ZM168 114H169V113H168ZM176 114H177V113H176ZM178 114H180V113H178ZM203 114H204V113H203ZM216 114H217V113H215L214 115H216ZM220 114H221V112H220ZM220 114H219L218 116H220ZM13 115H12L11 117H14ZM18 115H20V114H18ZM18 115H17V116H18ZM33 115H35V114H33ZM82 115H83V114H82ZM96 115H97V114H96ZM103 115H105V116H103ZM110 115H111V114H110ZM135 115H134V116H135ZM146 115H147V114H146ZM150 115H151V116H150ZM150 115H147L148 117H146V118H148L149 120H150V118H152V121L156 119V117H155V119L152 117V116H153L152 114H150ZM161 115H162V114H161ZM163 115H166V114L164 113ZM169 115H170V114H169ZM169 115H168V116H169ZM181 115H183V114H180L178 117L183 118V117H181ZM201 115H202V114H201ZM8 116H9V115H8ZM43 116H45V115H43ZM43 116H42V117H43ZM115 116H116V115H115ZM166 116H167V115H166ZM183 116H185V115H183ZM202 116H204V115H202ZM211 116H212V115H211ZM38 117H41V116L38 115ZM48 117H49V116L47 115V118H48ZM50 117H49V118H50ZM78 117H79V116H78ZM111 117L113 118V116H110V118H111ZM120 117H121V116H120ZM139 117L141 118V117H143V116H141V114H140V116H138V118H139ZM161 117H162V116H161ZM188 117H191V115L188 116ZM7 118H8V119H6V121L8 120V122H5V123H10L9 117H7ZM79 118H81V117H79ZM134 118H135V117H134ZM165 118H168V117H165ZM172 118H175V116H173ZM212 118H214V116H212ZM217 118H219V119L221 120L220 117H216L215 119H217ZM19 119H20V117H19ZM58 119H59V118H58ZM99 119H100V117H99ZM102 119H101V120H102ZM119 119H121V118H119ZM135 119H136V118H135ZM175 119L178 121L177 115H176V118H175ZM13 120H14V119H13ZM67 120H69V118H68ZM104 120H105V119H104ZM111 120H113V119H111ZM111 120L109 119V120H106V121H110L109 123H111V122H112ZM115 120H116V119H115ZM121 120H122V119H121ZM124 120H127L126 122L129 121L128 119H124ZM124 120H123V122H125ZM146 120H147V119H143V121H146ZM166 120H170V119H166ZM184 120H185V119H184ZM192 120H193V118H192ZM192 120L190 119V122H191L190 124L195 123V122H192ZM226 120H227V119H226ZM77 121H78V120H77ZM155 121H157V120H155ZM171 121H172V120H171ZM180 121H181V120H180ZM186 121H188V118H187ZM186 121H185V122H186ZM193 121H194V120H193ZM215 121H216V120H215ZM11 122H15V120H14V121L11 120ZM129 122H130V121H129ZM129 122H128V123H129ZM147 122H148V121H147ZM153 122H154V121H153ZM158 122H159V121H158ZM158 122H157V124H153V125H154V128H155V127H159V129H160L161 131H163L162 128H160V126H161V125H159L160 122H159V123H158ZM175 122H176V121H172V126H171V127L174 126L173 124H174ZM185 122H182V123H185ZM212 122H213V121H212ZM77 123H78V122H77ZM149 123L151 124L152 122H149ZM165 123H167V121H166ZM178 123H179V122L175 123V125H177ZM182 123H179V124H182ZM222 123H223V122H222ZM222 123H221V121H220V124H222ZM24 124H25V123H24ZM24 124H23V125H24ZM26 124H27V123H26ZM38 124H39V123H38ZM45 124H46V123H45ZM49 124H50V123H49ZM49 124H48V125H49ZM104 124H106V123L103 122V125H102L103 127H104ZM123 124L126 125L127 123H123ZM123 124H121V125H123ZM150 124H149V125H150ZM167 124H168V123H167ZM167 124H166V126H167ZM188 124H189V123H188ZM190 124H189L188 126H190ZM213 124H215V122H213ZM7 125H8V124H7ZM53 125H54V126H53ZM125 125L122 126L121 128L127 126V127L129 128V130L131 131V134H133L134 132H132V131H134V129H133L134 127L131 128V126H132L131 124H130V125L128 124V125H126V126H125ZM153 125H152L151 127H153ZM157 125H159V126H157ZM168 125H169V124H168ZM184 125H186V123H185ZM192 125H193V124H192ZM218 125H219V124H218ZM257 125H258V124H257ZM0 126H2V124H1ZM11 126H12V125H11ZM15 126H17V125L15 124ZM27 126H28V125H27ZM37 126H38V125H37ZM55 126H56L55 124H52V129L54 128L53 131H55V128H56V129L58 128V127H55ZM58 126H59V125H58ZM105 126H106V129L103 128V127H100V126H99V128H101V129L103 128L104 130H106V133L102 132V134H105V135H108V136H109L108 139L104 137V140H103V141L108 142L109 144H107V145H111L110 150H109V149H107V150L104 149V151H109V153H107V154L109 155L110 160L107 161V162H110L111 165L114 164V163H116V164H119V163H121V164H125V162H126L127 164H135V163H138V164H139V163H140V164H144V165H145V164H149L151 161L154 162V164H155L156 162L158 163V161H156V160H155L156 162L153 161L154 159H151V160H150L151 156L154 157V155H152V154H155L157 151H156L155 153H152V152H151L150 156L147 157V156H148L147 154H149V152L147 151V154H146L145 149H142V148H139V150L141 151V153H138V154H140V158H141V159L139 160V159H138L139 155H138V156L136 155L137 160H135L134 154H135V153L137 154V152L134 153V151H133V152L131 151L132 148H133L132 146H131L132 148H130V149L128 148L129 150H120V152H122V151H126L125 153H127L124 159H123V157H118L119 159L121 158L120 160H119L118 158H116V154H114L115 151H114V153H113V144H114V143L112 144V141H113V140H112V138H110V137L112 136L113 133H112V131H110V127H109L108 130H107V127L110 126V125H107V124H106ZM111 126H112V125H111ZM144 126H145V125H144ZM193 126L196 127L195 125H193ZM213 126H214V125H213ZM225 126H226V127H225ZM227 126H228V131H227V129H226ZM2 127H3V126H2ZM2 127H0V129H1ZM5 127H6V126H4V128H5ZM19 127H21V125H20ZM38 127L42 129V127H40V126H38ZM127 127H126L125 129H126L127 132L130 133V131L128 130ZM141 127H142V126H141ZM186 127H187V126H186ZM204 127H205V126H204ZM216 127H217V126H216ZM222 127H224L223 129H224V130L226 129V131L224 132V130L222 129V131H223V136H220V137H223L226 141H225L223 138H219V136H217V135H219V134L222 135V133H216V134H215L216 136H214V137H217V138L212 139V140H211L212 143H213L214 141H216L217 139H222V140H224L225 142L228 141V136H229V132H230V131H229V125L223 123ZM13 128H14V132L17 131V130L15 129L14 126H13ZM49 128H50V126H49ZM67 128L69 129V131L71 130V127H68L67 125H66V127H65L64 130H67V131H68ZM112 128H113V127H112ZM130 128H131V129H130ZM181 128H182V130L184 129L183 131H185V130L187 131L188 129L191 130V128H188V129H187V128H183V126H180V127H178V128L176 127V129H179V130H177V131H179V132H180V129H181ZM212 128H213V127H212ZM2 129H3V128H2ZM5 129H6V128H5ZM5 129H3V131H4ZM10 129H11V128H9V129L7 128L6 130L9 131ZM101 129H100V130H101ZM103 129H102V130H103ZM123 129H124V128H123ZM139 129H141V128H139ZM194 129H195V128H194ZM203 129H204V128H203ZM203 129H200V130L202 131ZM25 130H26V128H25ZM31 130H32V129H31ZM42 130H43V129H42ZM64 130H63V131H64ZM155 130H156V129H155ZM204 130H205V129H204ZM204 130H203V131H204ZM0 131H1V130H0ZM3 131H1V132H3ZM11 131H12V130H10V132H11ZM26 131H30V130H26ZM26 131H25V132H26ZM48 131H49V130H48ZM48 131H46V132H48ZM53 131H51L50 133L54 134ZM60 131H62V130H60ZM67 131H65V132L67 133L66 136H68L69 134H71V133L68 134L69 131H68V132H67ZM142 131H143V130H142ZM173 131H174V130H173ZM191 131H193V128H192ZM195 131H196V129H195ZM210 131H211V130H210ZM254 131H255V130H254ZM4 132H5V131H4ZM10 132H9V133H10ZM22 132H23V131H22ZM46 132H44V130H43V133H46ZM58 132H59V131H58ZM65 132H64V133H65ZM70 132H71V131H70ZM127 132H124V133H125L124 135H127V134H126ZM163 132H164V131H163ZM163 132H162V133H163ZM187 132H188V131H187ZM207 132H208V131H207ZM255 132H256V131H255ZM18 133H19V135H21V137H22V134H20V133H21V130H20V132H18ZM18 133H17V134H18ZM32 133H33V132H32ZM41 133H42V131H41ZM43 133H42V134H43ZM50 133L48 132L49 135L47 134V135H48L47 137L50 136V137H49L50 139H49V138H48V139H47V138L45 139L46 135L44 136V139H45V141H46L47 144L44 142V140H43V143L46 144L47 146H48V144L50 143L51 146L54 148V150H52V147H51V149H50V148H48V149H49V150H52V151H49V150H48V151H49L50 154H51V152H54V151L56 150L55 153H54L53 155L57 156V155H58L57 153H59V152L61 153V151H59V149H57V148H59V147H56V146L59 145V143H56L57 141L54 142V140H55L54 138H55V137H53L54 135H52V134H50ZM129 133H128V134H129ZM181 133H183V132L181 131ZM181 133H178V134L181 135ZM190 133H191V132H190ZM197 133H198V132H197ZM197 133H196V134H197ZM208 133H210V132H208ZM225 133H226V134H225ZM6 134H8V133L6 132ZM15 134H16V133H15ZM28 134H30V133L28 132ZM28 134H27V135H28ZM97 134H98L99 136L101 135V134H99L98 132H97ZM136 134H137V133H136ZM148 134H149V133H148ZM174 134H175V133H174ZM224 134H225V135H224ZM251 134H252V133H251ZM251 134H249V135L251 136ZM8 135H9V134H8ZM124 135H123V136H124ZM129 135H130V134H129ZM133 135H134V134H133ZM192 135H194V134H192ZM208 135H209V134H208ZM208 135H207V136H208ZM249 135H248V136H249ZM252 135H253V134H252ZM254 135H255V134H254ZM256 135H257V134H256ZM6 136H7V135H6ZM28 136H30V135H28ZM66 136H65V137H66ZM94 136H96V135H94ZM101 136H102V135H101ZM173 136H174V135H173ZM175 136H176V135H175ZM178 136H179V135H178ZM190 136H191V135H190ZM199 136H200V133H199ZM203 136H204V134H203ZM203 136H201V137H203ZM21 137L19 136V137L17 138V139H18V142H20L19 145H21L22 142H23V141H19V140L22 139ZM23 137H24V136H23ZM112 137H113V136H112ZM126 137H127V136H126ZM158 137H159V135H158ZM192 137H193V136H192ZM196 137H197V136H196ZM196 137H194V138H196ZM226 137H227V139H226ZM26 138H29V137L26 136L24 139H26ZM37 138H38V137H37ZM96 138H97V136H96ZM99 138L101 139V142H100V143H101V144L104 143V142L102 141V138H101V137H99ZM99 138H98V139H99ZM109 138H110L112 141H111ZM127 138H128V137H127ZM127 138H126V139H127ZM135 138H136V137H135ZM154 138H155V137H154ZM171 138H172V137H171ZM182 138H183V137H182ZM182 138H178V139H181V140H182ZM198 138H199V137H198ZM247 138H248V137H247ZM17 139H16V140H17ZM51 139H53V142H52ZM64 139H66V138H64ZM67 139H68V137H67ZM124 139H125V138H124ZM137 139H138V138H137ZM145 139H146V138H145ZM145 139H143V140H145ZM160 139L162 140V138H160ZM164 139H165V138H164ZM187 139H188V138H187ZM189 139H190V138H189ZM189 139H188V140H189ZM242 139L245 140V138H242ZM250 139H251V138H250ZM250 139L248 138V140H246V141H250ZM22 140H23V139H22ZM39 140H40V139H39ZM70 140H71V139L69 138V141H70ZM84 140H86V139H84ZM158 140H159V139H157V140L155 139L153 142H156V141H158ZM169 140H170V139L168 138V141H169ZM181 140H180V141H181ZM195 140H197V139H195ZM201 140L203 141V143H204V145H205V144H206L205 142H206L207 140L205 141V139H203V138H202ZM201 140H200V141H201ZM213 140H214V141H213ZM24 141H25V140H24ZM71 141H72V144H74V146L76 147V146H77V144H76L77 142L74 141V140H71ZM73 141H74V142H73ZM86 141H87V140H86ZM131 141H132V140H131ZM131 141H130V139H129L130 144H133V143H132L133 141H132V142H131ZM163 141H164V140H163ZM168 141H167V142H168ZM177 141H178V140H177ZM183 141H186V140H182L181 143H183ZM189 141L192 142V144H193V139H192V138H191V140H189ZM200 141H199V146L202 144V143L200 144ZM204 141H205V142H204ZM218 141H220V140H218ZM59 142H61V141H59ZM66 142H67V140H66ZM66 142H65V143H66ZM114 142H115V141H114ZM137 142H138V141H137ZM160 142H161V141H159V143H160ZM197 142H198V141H197ZM220 142H221V141H220ZM220 142H218V143H220ZM240 142H241V141H240ZM26 143H28V142H26ZM54 143H55V145H54ZM65 143H64V144H65ZM68 143H69V142H68ZM141 143H142V142H141ZM143 143H144V142H143ZM162 143H164V142H162ZM173 143H175V142H173ZM173 143H172V144H173ZM186 143H187V142H186ZM186 143H185V144H186ZM209 143H210V142H209ZM215 143H217V142H215ZM228 143H230V140H229ZM241 143H242V142H241ZM243 143H244V142H243ZM251 143H252V142H251ZM56 144H58V145H56ZM70 144H71V142H70ZM72 144H71V145H72ZM177 144H178V145H177ZM222 144H225V143L222 141ZM238 144H240V143L238 142ZM24 145H25V144H24ZM41 145H42V144H41ZM128 145H129V144H128V141H126V146L128 147ZM182 145H183V144H182ZM193 145H194V144H193ZM193 145H192V147H193ZM241 145H242V144H241ZM249 145H251V144H249ZM25 146H26V145H25ZM27 146H28V144H27ZM43 146H44V145H43ZM91 146H92V145H91ZM91 146H89V148H90ZM115 146H117V144H116ZM134 146H135L134 148H136V145H134ZM151 146H152V144H151L149 147H151ZM167 146L169 147V144H168ZM219 146H220V144H219ZM221 146H222V145H221ZM224 146H226V145H224ZM41 147H42V146H41ZM63 147H65V146H63ZM69 147H70V146H69ZM129 147H130V146H129ZM149 147H146V148H148V150H149ZM171 147H173V146H171ZM175 147H176V148H175ZM175 147H173V148L176 149V150L179 149V148H178V147H179V143L176 142V146H175ZM184 147H185V146H184ZM184 147H183V148H184ZM186 147H187V146H186ZM186 147H185V148H186ZM188 147H189V146H188ZM194 147H195V146H194ZM250 147H252V146H250ZM46 148H47V147H46ZM115 148L117 149V147H115ZM156 148H157V146H156ZM156 148H155V149H156ZM159 148H160V147H159ZM166 148H167V147H166ZM185 148H184V149H185ZM196 148H197V147H196ZM199 148H200V147H199ZM211 148H213V147H209V149H211ZM41 149H42V148H41ZM41 149H40V150H41ZM71 149H73V147H71ZM74 149H75V148H74ZM74 149H73V150H74ZM153 149H154V148H153ZM160 149H161V148H160ZM169 149H172V148H169ZM169 149H168V150H169ZM187 149H188V148H186V150H187ZM214 149H217V150H218V149H220V147H215ZM214 149H212V152H210V153H212V155H214V153H215V152L213 153ZM248 149H251V148H248ZM60 150H61V149H60ZM87 150H88V149H87ZM92 150H93V149H92ZM220 150H221V149H220ZM220 150H219V151H220ZM26 151H27V150H26ZM26 151H25V152H26ZM80 151H81V150H80ZM84 151H85V150H84ZM135 151H136V150H135ZM149 151H150V150H149ZM151 151H152V150H151ZM165 151H166V149H165ZM169 151H170V150H169ZM180 151H181V150H180ZM193 151H194V150H193ZM207 151H209V150H207ZM207 151H206V152H203L204 154H206V156H207V154H208ZM87 152H89V150H88ZM87 152H85L86 155H88V156L91 155V156H92V154H90V152H89V153H87ZM94 152H95V151H94ZM186 152H189V151H185V152H182V153H186ZM221 152H222V150H221ZM26 153H29V152H26ZM30 153H31V152H30ZM41 153H42V152H41ZM44 153H45V152H44ZM63 153H64V152H62L61 154H63ZM129 153H130V155H132V158H129V157H128L129 160H125L126 157H127V155L129 156ZM166 153H167V152H166ZM171 153H172V151H171ZM189 153H192V152H189ZM198 153H199V152H198ZM198 153H197V155H199ZM203 153H202V154H203ZM216 153H218V152H216ZM34 154H35V153H34ZM202 154H201V155H202ZM204 154H203V155H204ZM30 155H31V154H30ZM37 155H39V154H37ZM37 155H36V156H37ZM53 155H52V156H53ZM94 155H95V154H94ZM175 155H176V154H175ZM178 155H179V154H178ZM184 155H185V154H184ZM192 155H193V154H192ZM208 155H209V154H208ZM41 156H42V155H41ZM145 156H146V157H145ZM161 156H162V154L160 155V157H161ZM169 156L172 157V156H174V154L172 153V156H171V154L169 155V152H168V156H166V158L169 157ZM194 156H195V155H193L192 157H194ZM206 156H204V159H205ZM43 157H44V155H43ZM53 157H54V156H53ZM57 157H58V156H57ZM94 157H95V156H94ZM96 157H97V156H96ZM164 157H165V156H164ZM164 157H162V158L164 159ZM180 157H181V155H180ZM183 157H184V156H183ZM183 157H181V160H183V159H182ZM192 157H191V158H192ZM195 157H196V156H195ZM201 157H202V156H201ZM44 158H45V157H44ZM87 158H89V157H87ZM128 158H127V159H128ZM155 158H156V159H159V157H158V158L155 157ZM186 158H187V157H186ZM188 158H189V157H188ZM191 158H189V159L191 160ZM41 159L43 160V158H41ZM58 159H59V157H58ZM89 159H90V158H89ZM167 159H168V161H167V160H166V161L169 163L170 158H167ZM95 160H99V158H95ZM95 160H94V161H95ZM181 160H180V162H181ZM190 160H189V161H190ZM192 160H193V161H196V160H194L193 158H192ZM199 160H200V159H199ZM199 160H198V161H199ZM160 161H161L162 163H164L162 160H159V162H160ZM184 161H185V160H184ZM198 161H197V162H198ZM207 161H208V160H207ZM45 162H46V160H45ZM58 162H59V161H58ZM167 162H165L164 167L167 166V165H166ZM172 162H173V161H172ZM182 162H183V161H182ZM187 162H188V161H186V163H187ZM216 162H217V160L215 161V163H216ZM65 163H66V162H65ZM94 163H95V162H94ZM170 163H171V162H170ZM177 163H178V162H177ZM183 163H184V162H183ZM189 163H190V162H189ZM189 163H188V165H191V163H190V164H189ZM192 163H193V162H192ZM207 163H208V162H207ZM158 164H159V163H158ZM158 164H156V165H158ZM179 164H180V163H179ZM193 164H194V163H193ZM193 164H192V165H193ZM211 164H212V163H211ZM53 165H54V164H53ZM156 165L153 166L154 169H155V167H157ZM160 165H161V164H160ZM160 165H159L160 168H161V166H162V168H161V172L163 173V171H164L165 173H163V174L166 175V170H163V169H164L163 165H161V166H160ZM170 165H171V164H170ZM173 165H174V164H173ZM181 165H182V164H181ZM181 165H179V166H181ZM183 165H184V164H183ZM185 165H187V164H185ZM188 165H187V167H188ZM203 165H205V164H203ZM208 165H209V164H208ZM213 165H214V164H213ZM150 166L152 167V165H150ZM174 166H175V165H174ZM177 166H178V165H177ZM206 166H207V165H206ZM206 166H205V167H206ZM209 166L211 167V165H209ZM217 166H218V165H217ZM143 167H145V166H143ZM167 167H168V166H167ZM167 167H165V168H167ZM184 167H185V166H184ZM184 167H182V169H184ZM212 167H213V166H212ZM157 168H158V167H157ZM170 168H171V167H170ZM170 168H169V169H170ZM185 168H186V167H185ZM202 168H204V166H202ZM115 169H117V167H114V170L111 169V172H112V170H113V172H115L114 174L116 175L117 173H116ZM172 169H173V167H172L170 170H172ZM178 169L180 170L181 168H178ZM192 169H193V168H192ZM192 169H188V170H192ZM104 170L109 171L107 168H106V169L104 168ZM135 170H136V169H135ZM137 170H138V169H137ZM151 170H152V169H151ZM159 170H160V169H159ZM162 170H163V171H162ZM186 170H187V169H186ZM186 170H184V171L186 172ZM202 170H203V169H201V171H202ZM157 171H158V170L155 169V173H156ZM172 171H173V170H172ZM174 171H175V170H174ZM180 171H181V170H180ZM180 171H179V172H180ZM201 171H200V169H199V172H201ZM203 171L205 172V170H203ZM213 171H214V170H213ZM100 172H101V173H104L105 171L102 172V171L100 170ZM111 172H110V173H111ZM113 172H112V173H113ZM129 172H130V171H129ZM135 172H136V171H135ZM147 172H148V170H147ZM158 172H159V171H158ZM158 172H157V173H158ZM161 172H160V174L162 175ZM167 172H168V171H167ZM182 172H183V171H182ZM208 172H209V171H208ZM105 173H106V172H105ZM121 174H122V173H121ZM121 174H120V175H121ZM152 174H153V173H152ZM179 174H182V173L180 172ZM179 174H178V175H179ZM186 174H187V172H186ZM209 174H210V172H209ZM9 175H10V174H9ZM58 175H59V174H58ZM60 175H61V174H60ZM112 175H113V174H112ZM155 175H156V174H154L153 176H155ZM51 176H53V175L51 174ZM54 176H55V175H54ZM56 176H57V175H56ZM99 176L102 177L103 174H101V175H99ZM110 176H111V175H110ZM130 176H131V175H130ZM149 176H150V175H149ZM159 176H160V175H159ZM159 176L157 175V177H159ZM187 176H188V175H187ZM57 177H58V176H57ZM142 177H143V176H142ZM142 177H141V178H142ZM160 177H161V176H160ZM164 177H166V176H163V175H162V177H161L160 179H159V178H157V179H159V180L161 181V182H160V181H159V182L162 183V181H163L162 178H164ZM188 177H189V176H188ZM195 177H196V176H195ZM47 178H48V177H47ZM54 178H55V177H54ZM110 178H111V177H110ZM154 178H155V177H153V180H152V181H154V180L156 179V178H155V179H154ZM182 178H186V177L183 176ZM56 179H57V178H56ZM120 179H121V178H120ZM190 179L192 180L191 177H190ZM193 179H194V178H193ZM135 180H136L137 183H139V182L137 181L138 179H135ZM182 180H183V179H182ZM199 180H200V179H199ZM203 180L206 181V179H203ZM203 180H202V181H203ZM207 180H208V179H207ZM110 181H111V179H110ZM120 181H121V180H120ZM133 181H134V180H133ZM139 181H140V180H139ZM192 181H193V180H192ZM192 181H191V183H192ZM195 181H196V179H195ZM195 181H194V183H193L192 185H190V186L193 187L194 184L197 185V184L195 183ZM131 182H132V180H131L129 183H131ZM157 182H158V181H157ZM206 182L208 183V181H206ZM132 183H133V182H132ZM134 183H135V182H134ZM134 183H133V184H134ZM137 183H136V184H137ZM152 183H153V182H152ZM181 183H182V182H181ZM197 183L199 184L200 182L197 181ZM110 184H113V183L110 182ZM127 184H128V183H127ZM136 184H135V185H136ZM139 184H142V183L140 182ZM139 184H138V187L136 186L137 189H138V188L141 189V187H143V186H141V185H139ZM154 184H156V182H154ZM201 184H203V185L205 184L206 186H208V184L203 183V182H201ZM104 185H105V183H104ZM108 185H109V183H108ZM108 185H107V186H108ZM157 185H160V184H157ZM29 186H30V189H32L33 187H35L33 184H30ZM51 186H52V185H51ZM129 186H130V185H129ZM140 186H141V187H140ZM184 186H185V185H183V187H184ZM250 186H251V185H250ZM61 187H62V186H61ZM109 187H110V185H109ZM123 187H125V186L123 185ZM150 187H151V189L153 188L152 185H150ZM154 187H155V188H156V187L158 188V186H154ZM133 188H134V187H133ZM180 188H181V187H180ZM193 188H194V187H193ZM68 189H69V191H70V188H68ZM125 189L128 191L127 186H126ZM129 189H130V188H129ZM140 189H139V190H140ZM172 189H173V188H172ZM249 189L251 190V188H249ZM57 190H58V189H57ZM142 190L144 191L145 188H142ZM202 190H204V189L202 188ZM202 190H201V191H202ZM250 190H249V191H250ZM65 191H66V190H65ZM133 191H134V190H133ZM133 191H132V192H133ZM146 191H147V193H149L150 195H152V193L154 192V190H153V191L145 190V192H146ZM172 191H174V190H172ZM199 191H200V190L198 189V192H199ZM204 191H205V190H204ZM251 191H252V190H251ZM62 192H64V191H62ZM105 192L108 193V191H105ZM136 192H137V191H136ZM140 192H142V191H140ZM150 192H151V193H150ZM178 192H179V191H178ZM193 192L196 193L197 195L201 193V192H200V193H197V191H195V190H193ZM64 193H65V192H64ZM68 193H69V192H68ZM103 193H104V192H103ZM126 193H127V192H126ZM130 193H131V192H130ZM134 193H135V192H134ZM160 193H161V192H160ZM162 193H163V192H162ZM65 194H66V193H65ZM128 194H129V192H128ZM143 194H144V193H143ZM143 194H142V195H143ZM202 194H203V193H202ZM99 195H100V194H99ZM107 195L109 196V194H107ZM121 195H122V194H121ZM125 195H126V194H125ZM139 195H141V194H139ZM145 195H147V194H145ZM153 195H154V194H153ZM192 195H194V194H192ZM63 196H64V195H63ZM67 196H68L67 199H69L70 196H69L68 194H67L66 196H64V197H67ZM100 196H101V195H100ZM119 196H120V194H119ZM130 196H132V195H130ZM162 196H163V195H162ZM162 196H161V197H162ZM186 196H187V195H186ZM190 196H191V194H190ZM200 196H201V198H202V195H201V194H200ZM137 197H139V196H137ZM140 197H141V196H140ZM152 197H153V196H152ZM152 197H151V198H152ZM163 197H164V196H163ZM193 197H196V198H197L196 195H194ZM193 197H190V198L192 199ZM115 198H116V197H115ZM117 198H118V196H117ZM151 198H150V200H151ZM176 198H177V197H176ZM187 198H188V197H187ZM196 198H195V199H196ZM142 199H143V198H142ZM152 199H153V198H152ZM177 199H178V198H177ZM116 200H117V199H116ZM148 200H149V199H148ZM164 200H165V199H164ZM198 200H200V199H198ZM130 201H131V200H130ZM141 201H142V200H141ZM174 201H175V200H174ZM174 201H173V203H174ZM177 201H178V200H177ZM179 201H180V200H179ZM137 202H138V201H137ZM67 203H68V202H67ZM114 203H115V202H114ZM118 203H119V202H118ZM68 204H69V203H68ZM176 204H177V203H176ZM197 204H198V202H197ZM117 205H118V204H117ZM140 205H141V204H140ZM111 206H112V205H111ZM143 206H144V205H143ZM158 206H159V205H158ZM165 206H166V205H165ZM152 207H154V206H152ZM159 207H160V206H159ZM186 207H188V206L186 205ZM168 208H169V207L167 206L166 209H168ZM176 208H177V207H176ZM188 208H190V207H188ZM5 209H6V208H5ZM174 209H175V208H174ZM177 209H178V208H177ZM186 209H187V208H186ZM186 209H185V210H186ZM199 209H200V208H199ZM110 210H111V208H110ZM183 210H184V209H183ZM183 210H182V211H183ZM185 210H184V211H185ZM10 211H12V210L10 209ZM151 211H152V210H151ZM13 212H14V211H13ZM111 212H112L111 214H116V213L113 212L112 210H111ZM8 213H9V212H8ZM151 213H152V212H151ZM176 213H178V212H176ZM124 214H125V213H124ZM165 214H166V213H165ZM193 214H194V213H193ZM10 215L12 216V213H11ZM15 215L17 216V214H15ZM110 216H111V215H110ZM115 216H116V215H115ZM115 216H114V218H115ZM126 216H127V215H126ZM52 217H53V216H52ZM191 217H192V216H191ZM12 218H13V216H12ZM109 218H110V217H109ZM114 218H112V216H111V219H114ZM127 218H128V217H127ZM10 219H11V218H10ZM107 219H108V218H107ZM107 219H106V220H107ZM137 219H138V217H137ZM151 219H152V218H151ZM157 219H158V218H157ZM11 220H12V219H11ZM14 220H15V219H14ZM14 220H13V221H14ZM128 220H129V219H128ZM138 220H139V219H138ZM152 220L154 221V222L152 221L153 223H158V225L165 226L164 223H162L161 221H158L159 219H158V220H154V219H152ZM18 221H19V220H18ZM63 221L65 222V220H63ZM63 221H62V222H63ZM110 221H111V220H110ZM110 221H109V222H110ZM176 221H177V220H176ZM182 222H185V221H182ZM42 223H43V222H42ZM71 223H72V222H71ZM134 223H135V222H134ZM147 223H148V222H147ZM153 223H151V227H152V225H153V227H154L155 225H157V224H153ZM160 223H161V224H160ZM18 224H19V223H18ZM68 224H69V223H68ZM98 224H99V223H98ZM132 224H133V222H132ZM145 224H146V223H144V224L142 223V225H145ZM148 224H150V223H148ZM162 224H163V225H162ZM182 224H183V223H182ZM0 225H1V224H0ZM15 225H16V224H15ZM20 225H23V224L20 223L19 226H20ZM63 225H64V224H63ZM65 225H66V224H65ZM79 225H80V224H79ZM79 225H78V226H79ZM184 225H185V224H184ZM4 226H5V225H4ZM16 226H17V225H16ZM73 226H74V224H73ZM101 226H102V225H101ZM101 226H100V227H101ZM103 226H104L103 228H106V227L112 228V227H113L112 224L103 225ZM127 226H128V225H127ZM134 226H136V225H133V228H134ZM148 226H149V225H148ZM161 226H160V227L158 226V228L156 227V229L159 230V228H160L161 231H162V229L165 230V229H164L165 227L161 229ZM1 227H2V225H1ZM1 227H0V228H1ZM65 227H66V226H65ZM124 227H125V226H124ZM130 227L132 228V225H131ZM151 227H150V228H151ZM153 227H152V228H153ZM25 228H26V227H25ZM67 228H68V227H67ZM133 228H132V231H134ZM144 228H147V227H144ZM148 228H149V227H148ZM1 229H3V228H1ZM153 229L155 230V227H154ZM101 230H102V227H101V228L99 229V231H98L99 234H101ZM119 230H120V229H119ZM158 230H156V233L158 232ZM4 231H5V230H4ZM25 231H26V230H25ZM132 231H131V232H132ZM165 231H166V230H165ZM5 232H6V231H5ZM93 232H94V231H93ZM117 232H118V230H117ZM119 232H120V231H119ZM159 232H160V231H159ZM166 232H167V231H166ZM162 233H163V232H162ZM164 233H165V232H164ZM7 234H8V233H7ZM122 234H123V233H122ZM133 234H135V232L132 233V235H133ZM168 234H170V233H168ZM9 235H11V234H9ZM129 235H130V232H129ZM135 235H136V234H135ZM135 235H134V237H135ZM156 235H157V234H156ZM18 236H19V235H17V237H18ZM99 236H100V235H99ZM101 236H102V235H101ZM125 236H126V235H125ZM138 236H139V235H138ZM159 236H160V237H163V236H161V235H159ZM19 237H20V236H19ZM97 237H98V236H97ZM126 237H127V236H126ZM142 237H143V236H142ZM173 237H174V236H173ZM98 238L100 239V237H98ZM117 238H118V237H117ZM139 238H140V237H139ZM152 238H153V236H152ZM164 238L166 239V241H169V240H168L169 238L172 240V238H171V234L169 235V238H168V235H167V237H166V234H165V237H164ZM176 238H177V237H176ZM178 238H179V237H178ZM21 239H22V238H21ZM105 239H106V238H105ZM115 239H116V238H115ZM118 239H119V238H118ZM121 239H122V238H121ZM132 239H133V238H132ZM136 239H137V236L135 237V240H136ZM165 239H164V240H165ZM11 240H12V239H11ZM18 240H19V239H18ZM109 240H110V239H109ZM133 240H134V239H133ZM158 240H159V239H158ZM173 240H174V239H173ZM173 240H172V241H173ZM176 240H177V239H175V241H176ZM21 241H22V240H21ZM105 241H107V239H106ZM128 241H129V240H128ZM135 242H138V241H135ZM162 242H163V245H164V243H165V245H166V242H165V241L162 240ZM20 243H21V242H20ZM106 243H107V242H106ZM167 243H168V242H167ZM174 243L176 244L177 242H174ZM174 243H173V245H174L173 247H176V248L179 247V245L181 244L180 241H179L180 244H179V243L176 244L177 246H176ZM4 244H6V243H4ZM13 244H14V243H13ZM107 244H108V243H107ZM128 244H129V243H128ZM139 244H140V242H139ZM139 244H138V246H139ZM6 245H7V244H6ZM16 245H17V243H16ZM22 245H25V244L22 243ZM108 245H109V244H108ZM168 245H169V243H168ZM8 246H9V245H8ZM19 246H20V245H19ZM27 246H28V245H27ZM135 246H136V245H135ZM135 246H134V248H135ZM171 246H172V245H171ZM180 246H181V245H180ZM4 247H5V246H4ZM9 247H10V246H9ZM20 247H21V246H20ZM115 247H116V246H115ZM129 247H130V246H129ZM13 248L16 249V247H14V246H13ZM13 248H12V246H11V249H13ZM116 248H117V247H116ZM164 248H165V247H164ZM180 248H182V247H180ZM5 249H6V248H5ZM7 249H9V248H7ZM23 249H24V247H23ZM26 249H27V248H26ZM28 249H29V248H28ZM28 249H27V250H28ZM135 249H136V248H135ZM141 249H144V248H141ZM152 249H153V248H152ZM170 249H171V247H170ZM170 249H169V250H165V249L163 250V249H162L161 251H164V252L167 251V253H169V252H170ZM178 249H179V248H178ZM16 250H17V249H16ZM19 250L21 251L20 248H19ZM31 250H32V249H31ZM179 250H182V249H179ZM179 250H177V251H179ZM10 251H11V250H10ZM22 251H23V250H22ZM22 251H21V252H22ZM110 251H111V250H110ZM121 251H122V250H121ZM124 251H125V250H124ZM144 251H145V250H144ZM149 251H150V250H149ZM177 251L175 250V251H173L172 253L174 254V253L176 252L175 255L177 256V255H178V252H177ZM14 252H15V250H14ZM31 252H32V251H31ZM111 252H112V251H111ZM129 252H130V251H129ZM146 252L150 254V252H148V250H146ZM17 253H19V252H17ZM22 253H23V252H22ZM172 253H169L170 256H171ZM192 253H193V252H192ZM119 254H121V253H119ZM127 254H128V253H127ZM129 254H130V253H129ZM134 254H135V253H134ZM149 254H148V255H149ZM152 254H155V253H152ZM5 255H6V254H5ZM5 255H4V256H5ZM15 255H16V254H15ZM15 255H14V256H15ZM25 255H26V254H25ZM27 256H28V255H27ZM29 256L31 257L32 255H29ZM29 256H28V257H29ZM117 256H118V258H119V261H122V260L120 259L121 257H119L120 255L117 254ZM121 256H122V255H121ZM131 256H132V254H131ZM19 257H20V256H19ZM24 257H25V256H23V258H24ZM34 257H35V256H34ZM37 257H39V256L37 255ZM150 257H151V255H150ZM173 257H174V256H173ZM13 258H14V257H13ZM23 258H20V259H23ZM92 258H93V257H92ZM123 258H125V256H124V257L122 256V259H123ZM171 258H172V256H171ZM176 258H179V257H176ZM25 259H26V257H25ZM27 259H28V258H27ZM27 259H26V260H27ZM54 259H55V258H54ZM148 259H149V258H148ZM155 259H156V258H155ZM55 260H56V259H55ZM124 260H125V259H124ZM124 260H123V261H124ZM132 260H133V259H132ZM144 260H145V259H144ZM151 260H154L153 256H152V259H151ZM148 261H149V260H148ZM148 261H147V258H146V261H145V262H148ZM160 261H161V260H160ZM171 261H172V260H171ZM18 263H19V259H18ZM39 263H40V261H39ZM39 263H37V264H39ZM149 263H150V262H149ZM153 263H154V262H153ZM172 263H173V262H172ZM199 263H200V262H199ZM207 263H208V264H228V263L221 262V261H218V260H217V261H216V260H215V261H211L210 263L207 262ZM4 264H5V263H4ZM20 264H21V263H20ZM23 264H25V263H23ZM40 264H41V263H40ZM56 264H57V263H56ZM162 264H163V263H162Z\"/></svg>",
    "mask_w": 264,
    "mask_h": 264
}]
</instances>
